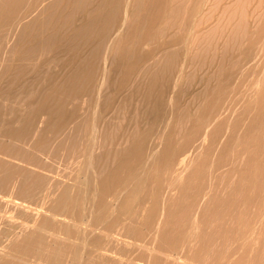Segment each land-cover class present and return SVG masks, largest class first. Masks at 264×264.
I'll return each instance as SVG.
<instances>
[{"label": "rangeland", "instance_id": "1", "mask_svg": "<svg viewBox=\"0 0 264 264\" xmlns=\"http://www.w3.org/2000/svg\"><path fill=\"white\" fill-rule=\"evenodd\" d=\"M125 1H128L126 2L127 6L126 4H124ZM152 1L153 0H136V1L134 0H92V1L91 0H62V1L61 0H29V1L28 0H4V1H0V41L1 42L3 41L2 45L0 44L1 45L0 46V129H1L0 130V142L3 143V144H0V160H1L0 162H3L2 165L0 163V167H1L0 173L2 171V167L4 166H7V167H4L3 170H7L8 168H9L8 171L10 169L12 170L11 174H13L12 175L13 177H10L9 179L11 182L8 180L9 182H7L5 185L8 186V184L10 183L8 188L6 189L13 190V192H16L17 186L18 187L20 186V183H21L20 175H22L21 173H23V171L24 173L31 172V175L34 172L35 176L41 175V173L44 175L49 174V176H51L52 178H55V181L50 180L49 178L47 179H49L50 181L47 179L45 181L43 179L45 183V185H43L44 183H41V185L43 186H41L40 184L33 185L35 187H33L31 191L32 196L31 195L29 196L31 198L35 196L33 197L35 198L33 203H32L33 198L31 199L28 197V199L31 200V201L30 200L28 201L26 197L25 198L24 196L20 197L19 194L17 195L16 193L15 198H18L20 200L23 199L24 201L26 199L28 202L27 201L25 202L30 203V204L32 203L31 205L32 207L33 205H36V206H38V204L41 205V200L44 198L42 201L43 202L42 207L43 209L47 207V209H44L46 214L43 213L42 215H39V217H35L29 211H27L28 212L27 213V212H24L25 210L24 211L17 210L13 212L14 214L12 213L14 217L10 219V222L8 221L9 219L7 220L6 218H5L6 222L4 221V219H2L4 223L0 221V225H1L0 226L1 227L0 237H2L0 238V251L2 252L0 253V261H1L0 264H7V263L8 264H52L50 262H46L45 259L42 260L41 257L40 258L38 257L41 251L39 250L40 248L37 245H31L29 247L30 249L25 250L23 246L26 243L23 241L25 240V238L27 239L29 237V234H31V232H37V231L43 230L41 231L42 234L44 235L45 233L46 235H48L46 232L48 230L45 227L43 228V226L40 224V221L42 222L45 219H49L48 216L50 215L49 214L50 211H56V209L59 210L62 204H65V207L68 205L69 212L71 213V215H73L74 218H78V219L80 217L82 219H89L90 218L88 217L90 214L89 210L93 209L92 211L90 210L92 213L90 222H92V224H96L98 225L99 228H102L104 230L106 229L107 231L112 232L113 234H116L117 232H119L117 234L119 235L122 234L123 236L125 235L126 238L121 237V239L122 238L123 240L125 239L124 241L127 240L128 243L127 244H122L120 242L112 243L113 241L112 242L109 241L110 242L109 243L106 238L100 235V233L94 234V236L90 235L91 237L89 235H87L86 237L84 236L85 239L82 236L83 235L82 233L81 234L78 233L79 235H77V237L75 238L72 237L71 239L67 238L68 240L64 238L65 236L60 235L59 237L56 238L55 240L56 242H58L59 244H60V241L64 242L63 244L66 246L74 245L78 249L71 250L72 251L71 253H69L70 249L65 250L64 252H60L59 254L60 261L56 264H81V263L82 264H89V263L90 264L91 263L92 264L93 263L94 264H101V263L102 264H109V263L110 264H121L122 262H123L122 264H131V263H134V264H178V263L179 264H226V263L227 264H264V249H262L264 247V244H263L264 243V238H263L264 237V218H263L264 216V211H263L264 209V203H263L264 201V125L262 124L264 123V72H261V70H263L264 68L263 67L264 66V47H263L264 46V0H206L207 2H205V0L204 1L203 0H183V1L182 0L181 1L171 0V2H169L170 0L169 1L168 0H160V1L154 0L153 2ZM156 1H157V5L160 3L158 6L156 5ZM164 1L167 3L169 2L170 6L174 4L171 7L168 6L170 7V9L166 7V11L169 12L168 14H166L167 12L164 11L165 10L164 8L166 5V3H163ZM193 1H195L194 2L195 5H193L194 4ZM199 1L201 4L198 5L199 4L198 3L197 5L199 7H197L196 2H199ZM202 3H205L206 5ZM152 4L153 6H151ZM77 5L79 6L77 7ZM201 6L204 8H202ZM197 8H199V10H197ZM124 9L126 10L127 13L125 12ZM144 11L146 12V14ZM191 11H192V14H191ZM123 12H125V15ZM153 12L155 15H153ZM195 14H197L198 16ZM162 19L164 21H162ZM192 19L194 22L191 21ZM122 20H123V24H122ZM190 22L193 24H191ZM18 23H20V25ZM147 24H149L148 28H147ZM156 24H158L159 27ZM189 25H191V27ZM169 26H171L172 28ZM17 28L19 29L17 30ZM15 30L17 32H15ZM115 32L119 33V37H116ZM122 32L123 34H121ZM2 34L5 35L6 38L3 37ZM107 35L109 37L108 40H107ZM114 35L116 37L115 39H113ZM152 35H153V38H152ZM1 37L3 39H1ZM87 37H90V38H87ZM193 37L195 38V41H191V40H194ZM112 39L114 41L113 44L115 42L116 44L112 45V43H109L110 41L112 42ZM118 40H120L121 43H118L119 42ZM43 43L46 46L45 45L42 46ZM99 44H101V48L102 47L104 48L105 46L104 51H106V53L102 51V54H101ZM47 46L50 48H48ZM106 46L109 47L108 49L109 51H107L108 47ZM41 47H44V49ZM117 47H119L120 49ZM115 48L117 49L115 50ZM29 49H32L33 52ZM165 49L167 52L169 50L168 54L165 51ZM34 50H35V53H34ZM117 50L119 52H116ZM162 50L163 52H161ZM96 51L99 53H97ZM110 51L112 52V54ZM122 51L123 52L126 51V53L124 54H126L128 58L124 56ZM107 52H109L108 53L109 57L107 55ZM165 52H166V55H165ZM117 53H119V56ZM170 53H171V57L169 56ZM116 55L118 58L116 57ZM79 61H83V62H79ZM88 62L90 65L88 64ZM125 62L127 65L125 64ZM71 63L73 64L71 65ZM183 63L185 64V67L182 66L184 65ZM110 64H113V65H110ZM91 65H94V66L91 67ZM142 66L144 67V71H143ZM148 66H150V68ZM77 67H78L77 69L78 71L76 70ZM141 67H142V70H141ZM88 70H89V75L91 74L92 75L89 77V80L86 81V83H83L81 82L80 77H82L84 80V78H86L85 76H87L88 74ZM71 71L76 72V74ZM79 71H80V74H78ZM180 71L182 73H180V75H177L179 74ZM138 73L140 74L139 78L137 76ZM260 73H263V74L260 75ZM142 75L146 78H144ZM259 76L260 77L262 76V80H263L262 83L260 81L261 78ZM101 77L102 78L104 77L103 80ZM257 78L259 79V81L257 80ZM182 79L183 81H181ZM178 80L181 82H179L177 85L176 81ZM100 81L101 82L103 81V82L100 83ZM76 82H78V84H76ZM153 82L155 83V85ZM254 82L256 86L253 85ZM29 85L30 87H28ZM173 85L174 87L176 85V88H174ZM100 86H102V88ZM56 87H57V90H56ZM255 87H258L260 90L258 88L255 89ZM58 88L61 90H59ZM252 88H254L257 95L252 94V93H255L253 92L254 90H250ZM40 89L44 90L45 92L42 90L40 91ZM158 89L162 90L163 92L158 91ZM74 90H79V92L76 91L75 93ZM98 91H100V93ZM63 92H64V94L62 95L63 97H61L60 95ZM149 92L153 96L148 95ZM257 92H259L260 97L258 96ZM50 93L51 94L55 93L54 95H57V96H54V95L51 96ZM144 93L146 96L144 95ZM37 94H40L41 96L40 100H39L40 96ZM250 94L253 95V98H252V95L249 96ZM47 95H50L51 97L50 98L48 96L49 97V99H47L48 101L46 100ZM172 95H177V96L175 97ZM89 96H91V98ZM149 97H150V100H148ZM159 97L162 98V100H159L160 99ZM36 98L38 99L36 100ZM83 98H85V100H88L86 102L89 103L90 105L86 103L84 104L85 100ZM52 99H53V102L51 101ZM142 99H146L148 103L152 99V101L149 103L150 106L147 105V102H145L146 100H142ZM172 99L176 100L177 102L176 101L174 102ZM242 99H244L245 102ZM95 100L97 101L95 102ZM32 101L34 102L32 103ZM44 102H45V105H44ZM261 102L262 104H260ZM36 103L37 105H35ZM170 103H172L171 107H170ZM174 103H176L175 104L176 108L173 105ZM61 105H63V107H61ZM96 105H99L100 108L99 106L96 107ZM246 105L247 107H245ZM42 106H44V109ZM254 106L256 107L255 109H254ZM39 107H42L41 109H39L40 112H42L43 110V113L41 114H46L47 116L45 117L46 119L45 121H41V120H44V118H42L44 117V115H42L41 117V114H39L40 113L38 111ZM50 107H55V108H53L52 110V108ZM87 107H91V108L87 109ZM29 108L34 110V111L32 110L33 113L29 112L31 111ZM58 108H59V112H58ZM62 108L64 110H62ZM144 108H146L148 111ZM241 108L243 110H241ZM51 110L52 112H50ZM80 110H83V111H80ZM254 110L256 112H254ZM44 111H46V113H44ZM56 111L58 113H56ZM156 111L158 112L160 111V112L158 113ZM233 111L236 113H234ZM238 111L240 112V114ZM162 112L164 114H162ZM87 114L89 115V117ZM95 114H97L96 118H95ZM250 114H251V117L249 116ZM254 115H257V118ZM33 116L35 117L33 118ZM39 116L42 119L39 118ZM91 116L92 117L94 116L93 118L95 119L93 120ZM98 116L101 119L97 118ZM168 116H171L173 118L172 120H170L171 124L170 122L169 123L166 122L168 121V118L169 119L171 118ZM52 117L53 119H51ZM84 117H85V120H84ZM77 118L79 120H77ZM186 118L187 120H190V121H186ZM156 119L159 120V122ZM174 119L176 121H174ZM29 120L32 122L31 126L28 124L30 122ZM39 120L42 123L39 122ZM162 120H163V124H162ZM177 120L179 124L181 125L180 127H179V124H177L178 123ZM86 121L88 122L87 126L85 125ZM152 121L158 122L156 123V126H155V122L153 124ZM35 122L39 123V125L37 123H36L37 126L34 125ZM175 122L177 125L175 124ZM180 122L181 123L184 122V124L185 123L186 124L183 125ZM47 123L51 125L52 127H54V130L51 126L49 127ZM229 123H230V126H229ZM32 124L36 128L35 130L37 134L35 133V131H33L34 128ZM79 125L81 127H83L84 125L85 126L83 128H80ZM89 125L91 126L92 129L90 128ZM167 125L169 126V129ZM1 126L3 127V129L1 128ZM30 127L33 128L31 131L34 133L32 132L29 133ZM86 127L87 128L89 127L88 128L89 130L86 129L88 131L84 129ZM96 127L98 128L100 127L99 129L102 128L101 130H104L103 132H101V134L103 133L102 134L103 136L99 135L101 130L99 131L98 128L96 130ZM111 127H112V130H111ZM156 127L160 129V132ZM166 127L168 130L166 129ZM178 127L182 129L181 134L179 133L180 129H178ZM208 127L210 128L209 131H208L209 129ZM21 128L26 129V132L25 130H23L24 131L23 133L25 134H22ZM151 128H152V131L149 130ZM154 128H156L157 130ZM77 129L79 131L82 129V131L81 132L77 131V134H76L75 130ZM83 129L85 130L87 134L83 131ZM147 129L149 130L150 133L148 132ZM245 129H247V131ZM38 130H39V133H38ZM44 130L46 132H44ZM95 130L99 132H96ZM137 130L138 132H132V131H137ZM143 130L146 133L145 134L146 136L148 133H149V136L150 134H153V133L155 134L154 132L155 130L158 131L156 132V134L157 133L158 134L157 135L153 134L154 136L152 135V137H155V136L157 137L159 135L162 139L161 142H160L159 136L158 138L156 137L151 138L153 140L155 139V141L149 140L148 136H147L148 138L147 139L146 136L143 135ZM226 130L228 131L227 135L225 133ZM92 131L93 133L96 132L97 134V136L95 134V137H94L96 139L95 141L97 142L98 137H99L101 142L99 140L97 143H95L93 142L94 140H91V137L89 135L93 134V133L91 134ZM57 132H59V134ZM130 132L133 136H131ZM172 132H176L174 133L175 135ZM177 132L180 134V137H179V134H177ZM40 133H41V136L39 135ZM62 133L65 136H62ZM204 133H206L207 136L206 135L203 136ZM33 134L34 135L36 134V137ZM160 134L161 135L163 134L166 137L164 138L163 135L161 136ZM165 134H168V135H165ZM176 134L178 135L177 139L175 137L177 136ZM27 135L28 136L31 135L32 137L29 136L27 138ZM58 135H59L58 137L59 139L56 138ZM134 135H136V137ZM141 135L143 136L141 137ZM224 135H225V138L223 140ZM19 136H23L20 139L22 140L23 138L24 142L21 143L20 140L19 142L16 140V139H19ZM88 136L90 138H88ZM14 137L16 139H14ZM37 137H39V139ZM41 137L45 140L43 141ZM68 137L69 139H65ZM84 137L85 139L89 140L88 143L90 145L87 143V140L85 139L83 140ZM144 137H145V140L146 139L148 140L147 142L144 141ZM171 138L173 140H171ZM156 139L159 141L157 142ZM236 139L237 141H239V143L235 141ZM30 140H32V142ZM60 140H63L64 142ZM199 140H202V141H199ZM150 141H152V143L149 145ZM220 141H222L221 145H219ZM59 142H61L62 145H60ZM16 143L19 147L16 146ZM44 143L45 145L43 146L42 144ZM93 143H95V145ZM158 143L159 144L161 143V146L163 148L162 147L159 148L160 145H158ZM49 144L53 151L50 149V147H48ZM87 144L89 145L88 148H87ZM91 144H93L94 147ZM110 144H113V145H110ZM125 144H128L129 146L128 145L124 146ZM131 144L132 145L135 144V145L132 147ZM168 144H171V145L169 146ZM13 145H15L16 147ZM41 145H42V149L43 147L45 148V146H47L46 147L47 149L45 148L42 150L40 147ZM217 145H219L218 146L219 148L217 147ZM11 146L15 149L11 150L13 149ZM90 146H92L93 150L90 148ZM98 146L100 148H98ZM8 147L11 148V149L9 148L11 153H8L9 152ZM57 147H58V150L60 149L58 153L56 149ZM143 147L145 150L143 149ZM17 148L19 149L21 148L20 149L21 153H20V150ZM34 148L36 149L33 150ZM152 148L155 151L156 150L158 151H156L155 153V151ZM87 149L89 150L91 149L92 152L94 151L93 152L94 154L91 153V150L90 151L88 150L90 155H86L87 152L85 153V150ZM146 149H149V151ZM3 150L6 151L7 154H9L7 155L5 153L7 156H9V158L4 153L2 155V152H4ZM159 150L161 151L159 152ZM47 151L49 152L50 156H48ZM147 151H148V154H147ZM215 151L216 153L214 155ZM16 152L18 154L20 153V156L17 155ZM69 152L70 153L73 152V153L69 154ZM36 153H37V157L35 156ZM39 153L41 155H39ZM53 153L54 154L56 153V154L54 155ZM129 153H132V154H129ZM145 153L147 155H145ZM25 154H27V156ZM73 154H74V158H72ZM171 154L173 156H171ZM69 155H71V159ZM76 155L79 157V159ZM14 156L15 158H13ZM17 156L19 160L22 158L21 156H23V158L25 159L23 160L22 158L21 159L22 161L20 160L19 162V160L16 158ZM116 156L117 158H115ZM146 156L150 157L152 160L150 158H148V160L145 159ZM26 157H28L27 160H26ZM49 157L50 158L52 157L53 159L52 158L50 159ZM88 157L91 159L89 161H91L94 164H91L90 162V165H89V161H87L89 159ZM95 157H97L98 160L102 159L101 163ZM33 158H36V159L39 158V161L41 163L36 162L38 161V159L37 160L35 159L36 160L35 161L33 160ZM54 158H55V161H54ZM68 158L70 161H68ZM77 159L81 160L80 161L81 163L85 162L83 164L89 165L90 167L86 168L83 164L81 165L80 162L77 161ZM149 159L151 161H149ZM95 160L96 162H93ZM145 160L147 162L149 161L150 163L148 162V165H147ZM154 160H155V163H154ZM97 161L99 162L98 163L99 165L97 164ZM141 161H143L147 166H145L144 163L141 164L142 163ZM179 161L181 163L182 161H186V162H184V165H183ZM33 162H36L34 163V165L38 163L40 165L42 164V166H39L38 164V166L40 167V170L39 168H36L38 166L36 167L34 165L32 166ZM46 162H48L49 165ZM167 162H168V168H167ZM243 163H244V166H243ZM104 164H105V168L103 167ZM139 164L140 166L143 165L145 167L143 166H141L140 168L137 167ZM76 165H80V166H76ZM97 165H98V168H95L94 166L97 167ZM67 166L69 169L67 168ZM32 167H35V168H32ZM44 167H47V168H44ZM142 168H144V171ZM43 169L49 172L47 171L43 172ZM87 169H89L90 171ZM92 169L94 170L92 171ZM100 169H102V171ZM137 169H140V170H137ZM86 170L87 172H89V174L85 172ZM127 170L129 171V173ZM134 170L135 171L137 170V173H135ZM98 171H100V174ZM2 172H4L2 173L4 175L0 174L1 178L2 176H5V171H2ZM90 172H93V173L91 174ZM94 172L96 173L95 176H93ZM103 172H104V175H101L103 174ZM109 172H110V176H109ZM16 174H17V177L15 176ZM133 174H136V175H133ZM66 175H69V176L65 178ZM96 175H98V177L101 175L102 177L101 178L99 177L100 178L99 179ZM87 176L89 177L91 176V179L89 177L87 178ZM130 176H132L133 178L131 177L130 179L129 178ZM14 177L15 179L11 180V178H14ZM108 177H109V180H108ZM212 179H214V181ZM61 180L63 184L62 186H61ZM172 180H174V183ZM18 181L20 183H18ZM51 181L54 184L53 183L49 184V182ZM138 181L140 182L138 183ZM13 182L17 183L18 185H15L14 183L15 187H13L14 185L11 186ZM229 182H231L232 184ZM108 184L110 185V188ZM158 184H160V186ZM50 185L53 187V189ZM57 186H59L60 189ZM10 187H12V189ZM41 187L42 189L43 188L45 189L41 190ZM94 187L96 191L95 189H93ZM134 187L136 188V190ZM68 188H70L69 189L70 191H68ZM36 190L39 193V195H37ZM51 190H56V191L52 192ZM121 191H124L123 192L124 194ZM33 192H34V195H33ZM41 192H43L45 196ZM93 192L95 193L97 192L96 193L97 195L92 196L93 194L95 195V193ZM136 192L138 193L136 194ZM141 192H142V195H141ZM35 193L37 196L35 195ZM120 193L123 195H121ZM114 194L116 195V197L119 195L117 198L118 200L120 199L118 203L116 202V206L110 205V200H111L110 197H112ZM131 196L133 198H131ZM49 197H50V200H49ZM37 201H39L40 203ZM213 201L215 204L213 203ZM106 202H108V204ZM74 203H76V206H74L75 205ZM90 205H93V206L91 207ZM83 206H86V207H83ZM84 208L85 210L83 212ZM198 209L199 211H197ZM142 210H144L145 213ZM113 211L115 213H113ZM210 212L213 213L214 215L211 214ZM135 213H136V216L139 215L138 220L137 218L134 219ZM195 213L197 214V216L195 215ZM160 216L162 218L161 220H160ZM132 217L134 220L132 219ZM258 217H259V220H258ZM13 218L16 222L12 220ZM24 219L29 221L30 223L35 221V226L33 227L32 225H30V229H27L28 231L24 229L21 230L20 224L22 223V221H25ZM37 219H38V222H37ZM254 220H256L257 222L256 221L254 222ZM158 221H160V223ZM125 222L126 224H124ZM260 222L261 224H259ZM129 223L130 225H132V228L130 227ZM157 223L159 226L157 225ZM192 223H193V226H191ZM9 224L12 225V227ZM230 224L232 225L230 226ZM133 225L136 227H134ZM255 225H258V228ZM187 226L191 227V228L189 227L190 228L189 231H188L189 228ZM209 227L211 228L209 229ZM19 228L20 230H18ZM123 228L126 230H124ZM129 230L131 232L128 235ZM14 231H15V235H13ZM24 231H26V233H24L25 235L21 234ZM255 231H256V234H255ZM190 235H192L191 236L192 238L190 237L191 240L189 238ZM119 237L120 236H118V239H120ZM256 237H257V242H256ZM59 238H61L63 241ZM86 238L87 239L89 238V240H87ZM45 241H47L48 244L53 245L52 241H48V240H45ZM254 242L257 244L254 245L255 244ZM111 243L113 245H111ZM226 243L228 244L227 247H226ZM235 243L237 244V246H235L236 245ZM14 244L22 245V248L21 247L17 248L16 245ZM80 245L82 247H79ZM192 245L196 247H193ZM232 245H234L235 247ZM107 246H109L111 249L110 248L108 249ZM114 247L117 250H115ZM99 248H100V252L104 253V254H100V256L98 253ZM107 249L110 250V253L115 251L114 254L113 255L112 253L110 254ZM148 249L150 252L148 251ZM225 249L226 250L228 249V251L230 250V252L228 251L226 252ZM102 250L104 252H102ZM105 250L109 254L108 253L106 254ZM209 250H211L212 253ZM77 251L79 252L78 254H76L77 255L76 256L75 253H77ZM80 251H82L81 252L82 254H80ZM250 252H251V255H250ZM161 253L163 254V256L161 255ZM78 255H81L80 256L81 258H79ZM101 256H102V259H101ZM103 256L105 258H103ZM120 257L123 259H121ZM247 257L249 258L247 259ZM79 259H82L84 263ZM91 259L93 262L92 261L90 262ZM223 259H224V262L222 261ZM174 261L177 263H175Z\"/></svg>", "mask_w": 264, "mask_h": 264}, {"label": "bare ground", "instance_id": "2", "mask_svg": "<svg viewBox=\"0 0 264 264\" xmlns=\"http://www.w3.org/2000/svg\"><path fill=\"white\" fill-rule=\"evenodd\" d=\"M0 1H4V0H0ZM28 1H29V0H28ZM61 1H62V0H61ZM91 1H92V0H91ZM134 1H136V0H134ZM153 1H154V0H153ZM153 1H152V2H153ZM159 1H160V0H159ZM159 1H158V2H159ZM168 1H169V0H168ZM175 1H177V0H175ZM180 1H181V0H180ZM182 1H183V0H182ZM203 1H204V0H203ZM96 2H97V1H96ZM126 2H128V1H125L124 4H126V6H127V3H126ZM130 2H132V1H130ZM130 2H129V3H130ZM139 2H140V1H139ZM152 2H151V3H152ZM169 2H171V0H170ZM169 2H168V3L165 2V1L163 2V3H166L165 8H164V9H165V10H164L165 12H167V11H166V7L170 9V7H171L172 5H174V4H172V5L170 6V5H169V4H170ZM178 2H179V1H178ZM178 2H176V3H178ZM194 2H195V1H193V3H194ZM205 2H207V1L205 0ZM83 3H84V2H83ZM144 3H145V2H144ZM176 3H175V4H176ZM198 3H199V4H198ZM36 4H37V3H36ZM84 4H85V3H84ZM134 4H135V3H134ZM159 4H160V3H159ZM159 4H158V5H159ZM197 4L200 5V4H201L200 1H199V2H196V6L199 7ZM202 4H205V3H202ZM53 5H54V4H53ZM131 5H132V4H131ZM146 5H147V3H146ZM156 5H157V1H156ZM158 5H157V6H158ZM193 5H195V3H194ZM205 5H206V4H205ZM78 6H79V5H77V7H78ZM126 6H124V7H126ZM151 6H153V4H152ZM160 6H161V5H160ZM163 6H164V4H163ZM168 6H170V7H168ZM46 7H47V6H46ZM50 7H51V6H50ZM101 7H102V6H101ZM101 7H100V8H101ZM201 7H202V6H201ZM136 8H137V7H136ZM186 8H187V7H186ZM202 8H204V7H202ZM129 9H130V8H129ZM132 9H133V8H132ZM124 10H125V9H124ZM149 10H150V9H149ZM197 10H199V8H197ZM14 11H15V10H14ZM145 11H146V10H145ZM145 11H144V12H145ZM150 11H151V10H150ZM161 11H162V10H161ZM175 11H176V10H175ZM192 11H193V10H192ZM192 11H191V14H192ZM125 12H126V10H125ZM125 12H123L124 15H125ZM144 12H143V14H144ZM195 12H196V11H195ZM25 13H26V12H25ZM121 13H122V12H121ZM126 13H127V12H126ZM163 13H164V12H163ZM168 13H169V12H167L166 14H168ZM193 13H194V12H193ZM129 14H130V12H129ZM145 14H146V12H145ZM161 14H162V13H161ZM164 14H165V13H164ZM104 15H105V14H104ZM132 15H134V14H132ZM140 15H141V14H140ZM140 15H139V16H140ZM153 15H155L154 12H153ZM195 15H197V14H195ZM195 15H194V16H195ZM126 16H127V15H126ZM165 16H166V15H165ZM165 16H163V17H165ZM190 16H191V15H190ZM194 16H193V17H194ZM197 16H198V15H197ZM27 17H28V16H27ZM88 17H89V16H88ZM195 17H196V16H195ZM6 18H7V17H6ZM29 18H31V17H29ZM29 18H28V19H29ZM138 18H139V17H138ZM45 19H46V18H45ZM45 19H44V20H45ZM117 19H118V18H117ZM163 19H164V18H163ZM163 19H162V21H164ZM31 20H32V19H31ZM132 20H133V19H132ZM152 20H153V19H152ZM154 20H155V19H154ZM194 20H195V19H194ZM85 21H86V20H85ZM162 21H161V22H162ZM188 21H189V20H188ZM191 21H193V19H192ZM139 22H140V21H139ZM145 22H146V21H145ZM145 22H144V23H145ZM153 22H154V21H153ZM193 22H194V21H193ZM46 23H48V22H46ZM85 23H86V22H85ZM190 23H191V22H190ZM18 24L20 25V23H18ZM122 24H123V20H122ZM188 24H189V23H188ZM191 24H193V23H191ZM15 25H16V24H15ZM133 25H134V24H133ZM148 25H149V24H147V28H148ZM156 25H158V24H156ZM3 26H4V25H3ZM120 26H121V25H120ZM145 26H146V25H145ZM145 26H144V27H145ZM189 26L191 27V25H189ZM99 27H100V26H99ZM158 27H159V25H158ZM169 27H171V26H169ZM6 28H7V27H6ZM10 28H11V27H10ZM13 28H14V26H13ZM45 28H46V27H45ZM100 28H101V27H100ZM137 28H138V27H137ZM140 28H142V27H140ZM149 28H150V27H149ZM171 28H172V27H171ZM18 29H19V28H17V30H18ZM23 29H24V28H23ZM135 29H136V28H135ZM3 30H4V28H3ZM9 30H10V29H9ZM188 30H189V29H188ZM101 31H103V30H101ZM101 31H100V32H101ZM135 31H136V30H135ZM15 32H17V31L15 30ZM19 32H20V30H19ZM105 32H106V31H105ZM105 32H104V33H105ZM52 33H53V32H52ZM86 33H87V32H86ZM115 33H116V37H119V33H118V32H115ZM5 34H6V33H5ZM43 34H44V33H43ZM107 34H108V33H107ZM117 34H118V36H117ZM121 34H123V32H122ZM143 34H144V33H143ZM156 34H157V33H156ZM2 35H3V34H2ZM78 35H79V33H78ZM108 35H109V34H108ZM108 35H107V40H108V38H109ZM126 35H127V34H126ZM138 35H139V34H138ZM161 35H162V34H161ZM159 36H160V34H159ZM197 36H198V35H197ZM3 37L6 38L5 35H3ZM7 37H8V36H7ZM84 37H85V36H84ZM91 37H92V36H91ZM105 37H106V35H105ZM116 37H115V35H114V38H113V39H115ZM137 37H138V36H137ZM156 37H157V36H156ZM194 37H195V36H194ZM194 37H193V38H194ZM9 38H10V37H9ZM43 38H44V37H43ZM87 38H90V37H87ZM103 38H104V37H103ZM111 38H112V37H111ZM120 38H121V37H120ZM120 38H119V39H120ZM140 38H141V37H140ZM152 38H153V35H152ZM195 38H196V37H195ZM195 38H194V40H191V41H195ZM197 38H198V37H197ZM1 39H3V38L1 37ZM17 39H18V38H17ZM113 39H112V42L110 41L111 39L109 40L110 42L108 41L109 43H112V45L116 44V42L113 44V42H114ZM126 39H127V38H126ZM54 40H55V39H54ZM54 40H53V41H54ZM93 40H94V39H93ZM93 40H92V41H93ZM95 40H96V39H95ZM152 40H153V39H152ZM4 41H5V39H4ZM48 41H49V40H48ZM101 41H102V39H101ZM104 41H105V40H104ZM118 41H119L118 43H121L120 40H118ZM149 41H150V40H149ZM0 42H1V41H0ZM2 42H3V41H2ZM2 42L0 43L1 45H2ZM71 42H72V41H71ZM87 42H88V41H87ZM124 42H125V41H124ZM135 42H136V41H135ZM4 43H5V42H4ZM45 43H46V42H45ZM99 43H100V42H99ZM149 43H150V42H149ZM189 43H190V42H189ZM195 43H196V42H195ZM47 44H48V43H47ZM103 44H104V43H103ZM107 44H108V43H107ZM147 44H148V43H147ZM1 45H0V46H1ZM44 45H45V44L43 43L42 46H44ZM82 45H83V44H82ZM110 45H111V44H110ZM112 45H111V46H112ZM119 45H120V44H119ZM45 46H46V45H45ZM53 46H54V45H53ZM99 46H100V47H99ZM99 46H98V47L100 48V52H101V54H102V51L105 50V46L102 45V46H104V48H103V47L101 48V44H99ZM108 46H109V45H108ZM108 46H106V47H108ZM144 46H145V45H144ZM47 47H48V46H47ZM98 47H97V48H98ZM109 47H110V46H109ZM109 47L107 48V51H109V50H108ZM263 47H264V46H263ZM7 48H8V47H7ZM41 48L44 49V47H41ZM48 48H50V47H48ZM117 48H119V47H117ZM117 48H115V50H116ZM130 48H131V47H130ZM93 49H94V48H93ZM93 49H92V50H93ZM101 49H102V50H101ZM119 49H120V48H119ZM119 49H118V50H119ZM121 49H122V48H121ZM156 49H157V47H156ZM8 50H9V49H8ZM29 50L32 51V49H29ZM37 50H38V49H37ZM94 50H95V49H94ZM118 50H117L116 52H119ZM41 51H42V50H41ZM113 51H114V50H113ZM131 51H132V49H131ZM165 51H166V49H165ZM25 52H26V51H25ZM32 52H33V51H32ZM96 52H97V51H96ZM104 52L106 53V51H104ZM104 52H103V53H104ZM110 52H111V51H110ZM116 52H115V53H116ZM122 52H123V51H122ZM154 52H155V51H154ZM161 52H163V50H162ZM166 52H167V51H166ZM166 52H165V55H166ZM168 52H169V50H168ZM168 52H167V54H168ZM254 52H255V51H254ZM34 53H35V50H34ZM68 53H69V52H68ZM97 53H99V52H97ZM108 53H109V52H107V55H108ZM124 53H126V51L123 52V54H124ZM101 54H100V55H101ZM111 54H112V52H111ZM111 54H110V55H111ZM117 54H118V56H119V53H117ZM121 54H122V53H121ZM123 54H122V55H123ZM129 54H130V53H129ZM133 54H134V53H133ZM158 54H159V53H158ZM162 54H164V53H162ZM10 55H11V54H10ZM112 56H113V55H112ZM124 56H126V54H124ZM157 56H158V55H157ZM169 56L171 57V53H170ZM174 56H175V55H174ZM31 57H32V55H31ZM108 57H109V55H108ZM116 57H117V55H116ZM126 57H127V56H126ZM86 58H87V57H86ZM88 58H89V57H88ZM95 58H96V56H95ZM102 58H103V57H102ZM117 58H118V57H117ZM127 58H128V57H127ZM152 58H153V57H152ZM156 58H157V57H156ZM166 58H167V57H166ZM172 58H173V57H172ZM9 59H10V58H9ZM25 59H26V58H25ZM29 59H30V58H29ZM134 59H135V58H134ZM3 60H4V59H3ZM26 60H27V59H26ZM171 60H173V59H171ZM134 61H135V60H134ZM137 61H138V60H137ZM156 61H157V60H156ZM71 62H72V61H71ZM79 62H83V61H79ZM85 62H86V61H85ZM96 62H97V61H96ZM126 62H127V61H126ZM126 62H125V64H126ZM138 62H139V61H138ZM172 62H173V61H172ZM68 63H69V62H68ZM144 63H145V62H144ZM160 63H161V62H160ZM1 64H2V63H1ZM72 64H73V63H71V65H72ZM88 64H89V62H88ZM88 64H87V65H88ZM135 64H136V63H135ZM139 64H140V63H139ZM168 64H169V63H168ZM173 64H174V63H173ZM183 64H184V63H183ZM76 65H77V63H76ZM78 65H79V64H78ZM81 65H82V64H81ZM87 65H86V67H87ZM89 65H90V64H89ZM94 65H95V64H94ZM94 65H91V67L94 66ZM96 65H97V64H96ZM110 65H113V64H110ZM126 65H127V64H126ZM154 65H155V64H154ZM176 65H177V64H176ZM181 65H182V64H181ZM4 66H5V65H4ZM4 66H3V67H4ZM68 66H69V65H68ZM97 66H98V65H97ZM114 66H115V65H114ZM124 66H125V65H124ZM174 66H175V65H174ZM179 66H180V65H179ZM182 66L185 67V64L182 65ZM239 66H240V64H239ZM19 67H20V66H19ZM86 67H85V69H86ZM121 67H122V66H121ZM142 67H143V66H142ZM142 67H141V70H142ZM148 67L150 68V66H148ZM263 67H264V66H263ZM14 68H15V67H14ZM68 68H69V67H68ZM73 68H74V67H73ZM241 68H242V67H241ZM5 69H6V68H5ZM5 69H4V70H5ZM8 69H9V68H8ZM65 69H66V68H65ZM77 69H78V67L76 68V70H77ZM101 69H102V68H101ZM145 69H146V68H145ZM171 69H172V68H171ZM6 70H7V69H6ZM6 70H5V71H6ZM20 70H21V69H20ZM20 70H19V72H20ZM22 70H23V69H22ZM72 70H73V69H72ZM126 70H127V69H126ZM139 70H140V69H139ZM141 70H140V71H141ZM147 70H148V69H147ZM147 70H146V72H147ZM178 70H180V69H178ZM241 70H242V69H241ZM73 71H74V70H73ZM73 71H71V72H73ZM77 71H78V70H77ZM80 71H82V70H80ZM80 71L78 72V74H80ZM143 71H144V67H143ZM143 71H142V73H143ZM181 71H182V70H181ZM181 71H180L179 74H177V75H180V73H182ZM239 71H240V70H239ZM22 72H23V71H22ZM126 72H128V71H126ZM146 72H145V73H146ZM154 72H156V71H154ZM174 72H175V71H174ZM236 72H237V71H236ZM261 72H264V68H263V70H261ZM73 73L76 74V72H73ZM105 73H107V72H105ZM110 73H111V72H110ZM113 73H114V72H113ZM113 73H112V74H113ZM163 73H164V72H163ZM177 73H178V72H177ZM90 74H91V73H90ZM120 74H121V73H120ZM128 74H129V73H128ZM128 74H127V75H128ZM146 74H147V73H146ZM149 74H150V73H149ZM164 74H165V73H164ZM261 74H263V73H260V75H261ZM91 75H92V74H91ZM91 75H89V70H88V74H87V76H85L86 78H84V80H83L82 77H80L81 82L86 83V81L89 80V77H90ZM131 75H132V74H131ZM139 75H140V74L138 73V75H137L138 78H139ZM153 75H154V74H153ZM183 75H184V74H183ZM235 75H236V74H235ZM68 76H69V75H68ZM80 76H82V75H80ZM135 76H136V75H135ZM142 76H143V75H142ZM147 76H148V75H147ZM151 76H152V74H151ZM159 76H160V74H159ZM185 76H186V75H185ZM262 76H263V75H262ZM262 76H261V77L259 76V77L261 78V80H260L261 83H262V81H263V80H262ZM143 77H144V76H143ZM178 77H179V76H178ZM178 77H176V78H178ZM181 77H182V76H181ZM181 77H180V78H181ZM65 78H66V77H65ZM72 78H73V77H72ZM76 78H77V77H76ZM101 78H102V77H101ZM103 78H104V77H103ZM103 78H102V80H103ZM107 78H108V77H107ZM122 78H123V76H122ZM144 78H146V77H144ZM183 78H184V77H183ZM73 79H74V78H73ZM142 79H143V78H142ZM152 79H153V78H152ZM82 80H83V81H82ZM113 80H114V79H113ZM186 80H187V79H186ZM257 80L259 81L258 78H257ZM65 81H66V80H65ZM70 81H71V80H70ZM70 81H69V82H70ZM121 81H122V79H121ZM137 81H138V79H137ZM137 81H136V82H137ZM142 81H143V80H142ZM181 81H183V79H182ZM181 81H179V80L176 81L177 85H178V83L181 82ZM258 81H257V82H258ZM63 82H64V81H63ZM69 82H68V84H69ZM102 82H103V81H102ZM102 82L100 81V83H102ZM160 82H161V81H160ZM255 82H256V81H255ZM255 82H254V84H253L254 86H256V85H255ZM31 83H32V82H31ZM45 83H46V82H45ZM88 83H89V82H88ZM105 83H106V82H105ZM108 83H109V82H108ZM131 83H132V82H131ZM146 83H147V82H146ZM153 83H154V82H153ZM167 83H168V82H167ZM258 83H259V82H258ZM34 84H35V83H34ZM71 84H72V82H71ZM76 84H78V82H76ZM89 84H90V83H89ZM134 84H135V83H134ZM141 84H142V83H141ZM42 85H43V84H42ZM52 85H53V84H52ZM61 85H62V84H61ZM63 85H64V84H63ZM82 85H83V84H82ZM95 85H96V84H95ZM101 85H102V84H101ZM106 85H107V84H106ZM143 85H144V84H143ZM148 85H149V84H148ZM154 85H155V83H154ZM253 85H252V87H253ZM33 86H34V85H33ZM44 86H45V85H44ZM140 86H141V85H140ZM179 86H180V85H179ZM197 86H199V85H197ZM257 86H258V85H257ZM28 87H30V85H29ZM31 87H32V85H31ZM41 87H42V86H41ZM54 87H55V86H54ZM69 87H70V86H69ZM94 87H95V86H94ZM100 87L102 88V86H100ZM137 87H138V86H137ZM148 87H149V86H148ZM150 87H151V86H150ZM173 87H174V85H173ZM177 87H178V86H177ZM205 87H206V86H205ZM80 88H81V87H80ZM98 88H99V87H98ZM174 88H176V85H175ZM257 88H258V87H255V89H257ZM38 89H39V88H38ZM44 89H45V87H44ZM46 89H47V88H46ZM53 89H54V88H53ZM58 89H59V88H58ZM67 89H68V88H67ZM67 89H65V90H67ZM73 89H74V87H73ZM81 89H82V88H81ZM85 89H86V87H85ZM107 89H108V88H107ZM134 89H135V88H134ZM146 89H147V88H146ZM172 89H173V88H172ZM258 89H259V88H258ZM41 90H42V89H40V91H41ZM56 90H57V87H56ZM59 90H61V89H59ZM59 90H58V91H59ZM88 90H89V89H88ZM92 90H93V89H92ZM98 90H99V89H98ZM136 90H137V89H136ZM138 90H139V89H138ZM143 90H144V89H143ZM250 90H254V88H252V89H250ZM259 90H260V89H259ZM42 91H44V90H42ZM76 91L79 92V90H74L75 93H76ZM146 91H147V90H146ZM148 91H149V90H148ZM158 91H162V90H159V89H158ZM174 91H175V89H174ZM174 91H172V92H174ZM44 92H45V91H44ZM44 92H43V93H44ZM55 92H56V91H55ZM70 92H72V91H70ZM74 92H73V93H74ZM84 92H85V91H84ZM98 92L100 93V91H98ZM136 92H137V91H136ZM136 92H135V93H136ZM141 92H142V91H141ZM162 92H163V91H162ZM177 92H178V90H177ZM247 92H248V91H247ZM250 92H251V91H250ZM253 92H255V90H254ZM34 93H35V92H34ZM43 93H42V94H43ZM46 93H47V92H46ZM75 93H74V94H75ZM159 93H160V92H159ZM257 93H258V96H259V92H257ZM40 94H41V93H40ZM40 94H37V95L40 96ZM54 94H55V93H53V94L50 93L51 96L54 95ZM63 94H64V92L61 93L60 96L63 97V96H62ZM103 94H104V93H103ZM142 94H143V93H142ZM247 94H248V93H247ZM252 94H256V92H255V93H252ZM252 94H250L249 96H251ZM50 95H47L46 100L49 99ZM82 95H83V94H82ZM86 95H87V94H86ZM91 95H92V94H91ZM110 95H111V94H110ZM144 95H145V93H144ZM148 95H152V94H150V92H149ZM256 95H257V94H256ZM256 95H255V96H256ZM29 96H30V95H29ZM48 96H49V97H48ZM54 96H57V95H54ZM69 96H70V95H69ZM74 96H75V95H74ZM145 96H146V95H145ZM152 96H153V95H152ZM154 96H155V94H154ZM167 96H168V95H167ZM172 96H175V97H176L177 95H172ZM61 97H60V98H61ZM71 97H72V96H71ZM89 97L91 98V96H89ZM99 97H100V96H99ZM99 97H98V98H99ZM170 97H171V96H170ZM170 97H169V98H170ZM181 97H182V96H181ZM259 97H260V96H259ZM26 98H28V97H26ZM50 98H51V97H50ZM52 98H53V97H52ZM60 98H59V99H60ZM65 98H66V97H65ZM73 98H74V97H73ZM85 98H86V97H85ZM85 98H83V99L85 100ZM93 98H94V97H93ZM140 98H142V97H140ZM145 98H146V97H145ZM159 98H160V97H159ZM159 98H158V99H159ZM172 98H173V97H172ZM237 98H239V97H237ZM244 98H245V96H244ZM252 98H253V95H252ZM8 99H9V98H8ZM37 99H38V98H36V100H37ZM40 99H41V96L39 97V100H40ZM59 99H58V100H59ZM88 99H89V98H88ZM95 99H96V98H95ZM138 99H139V98H138ZM156 99H157V98H156ZM176 99H177V98H176ZM254 99H255V98H254ZM24 100H25V99H24ZM28 100H29V99H28ZM28 100H27V101H28ZM75 100H76V99H75ZM100 100H101V99H100ZM142 100H146V99H142ZM148 100H150V97L148 98ZM159 100H162V98H160ZM169 100H170V99H169ZM172 100H173V99H172ZM180 100H181V98H180ZM242 100L244 101V99H242ZM248 100H249V99H248ZM252 100H253V99H252ZM47 101H48V100H47ZM51 101L53 102V99H52ZM51 101H50V102H51ZM65 101H66V99H65ZM86 101H88V100H85V102L83 101L84 104L86 103V104L90 105V104L87 103ZM90 101H91V99H90ZM93 101H94V100H93ZM96 101H97V100H95V102H96ZM98 101H99V100H98ZM105 101H106V100H105ZM151 101H152V99H151ZM151 101H150V102H151ZM155 101H156V100H155ZM173 101L175 102L176 100H173ZM240 101H241V100H240ZM253 101H254V100H253ZM33 102H34V101H32V103H33ZM37 102H38V101H37ZM42 102H43V101H42ZM56 102H57V101H56ZM56 102H55V103H56ZM58 102H59V101H58ZM71 102H72V101H71ZM83 102H82V103H83ZM138 102H139V101H138ZM145 102H147V100H146ZM150 102H149V103H150ZM164 102H165V101H164ZM168 102H169V101H168ZM170 102H171V101H170ZM176 102H177V101H176ZM244 102H245V101H244ZM254 102H255V101H254ZM262 102H263V101H262ZM262 102H261L260 104H262ZM64 103H65V102H64ZM90 103H91V102H90ZM141 103H143V102H141ZM149 103L147 102V105H149ZM166 103H167V102H166ZM246 103H248V102H246ZM255 103H256V102H255ZM29 104H30V103H29ZM97 104H98V103H97ZM156 104H157V103H156ZM168 104H169V103H168ZM175 104H176V103H174L173 105H174V107L176 108ZM249 104H250V103H249ZM30 105H31V104H30ZM35 105H37V103H36ZM44 105H45V102H44ZM46 105H47V104H46ZM48 105H49V104H48ZM73 105H74V103H73ZM94 105H95V104H94ZM147 105H146V106H147ZM162 105H163V104H162ZM198 105H199V104H198ZM231 105H232V104H231ZM239 105H240V104H239ZM244 105H245V103H244ZM31 106H32V105H31ZM53 106H54V105H53ZM56 106H58V105H56ZM56 106H55V107H56ZM82 106H83V105H82ZM98 106H99V105H96V107H98ZM104 106H105V105H104ZM149 106H150V105H149ZM154 106H155V105H154ZM171 106H172V103H170V107H171ZM229 106H230V105H229ZM255 106H256V104H255ZM255 106H254V109L256 108ZM258 106H259V105H258ZM24 107H25V106H24ZM28 107H30V106H28ZM42 107H43V109H44V106H42ZM42 107H39V108H38V111H39V112H40L39 109H41ZM55 107H50V108H52V110H53V108H55ZM61 107H63V105H61ZM84 107H85V105H84ZM94 107H95V106H94ZM139 107H140V105H139ZM139 107H138V108H139ZM141 107H142V106H141ZM152 107H153V106H152ZM238 107H239V106H238ZM238 107H237V108H238ZM243 107H244V106H243ZM243 107H242V108H243ZM245 107H247V105H246ZM249 107H250V106H249ZM32 108H33V107H32ZM35 108H36V106H35ZM59 108H60V107H59ZM59 108H58V112H59ZM88 108H91V107H87V109H88ZM99 108H100V106H99ZM155 108H156V107H155ZM175 108H174V109H175ZM242 108H241V110L244 109V108H243V109H242ZM250 108H251V107H250ZM29 109L31 110V111H29V112H32L33 109H31V108H29ZM87 109H86V111H87ZM93 109H94V108H93ZM96 109H97V108H96ZM96 109H95V110H96ZM135 109H136V108H135ZM144 109H146V108H144ZM161 109H162V108H161ZM46 110H47V109H46ZM49 110H50V109H49ZM52 110H51L50 112H52ZM62 110H64V109L62 108ZM75 110H76V109H75ZM119 110H120V109H119ZM139 110H140V109H139ZM146 110H147V109H146ZM151 110H152V109H151ZM157 110H158V109H157ZM159 110H160V109H159ZM168 110H169V109H168ZM33 111H34V110H33ZM80 111H83V110H80ZM88 111H89V110H88ZM96 111H97V110H96ZM98 111H99V109H98ZM133 111H134V110H133ZM143 111H144V110H143ZM147 111H148V110H147ZM160 111H161V110H160ZM160 111H159V112H160ZM174 111H175V110H174ZM226 111H228V110H226ZM234 111H235V110H234ZM234 111H233V112H234ZM252 111H253V110H252ZM252 111H251V112H252ZM58 112L56 111V113H58ZM84 112H85V111H84ZM92 112H93V111H92ZM137 112H138V111H137ZM150 112H151V111H150ZM156 112H158V111H156ZM159 112H158V113H159ZM238 112H239V111H238ZM254 112H256V111L254 110ZM32 113H33V112H32ZM32 113H31V114H32ZM36 113H37V111H36ZM41 113H43V110H42V112H40L39 114H41ZM44 113H46V111H44ZM87 113H88V112H87ZM158 113H157V114H158ZM210 113H211V112H210ZM219 113H221V112H219ZM230 113H231V112H230ZM234 113H236V112H234ZM31 114H30V116H31ZM39 114H38V115H39ZM49 114H50V113H49ZM61 114H62V113H61ZM88 114H89V113H88ZM88 114H87V115H88ZM92 114H94V113H92ZM92 114H91V115H92ZM160 114H161V113H160ZM160 114H159V115H160ZM162 114H164V113L162 112ZM166 114H167V113H166ZM239 114H240V112H239ZM38 115H37V116H38ZM42 115H44V117H42ZM53 115H54V113H53ZM55 115H56V114H55ZM62 115H63V114H62ZM62 115H61V116H62ZM70 115H71V114H70ZM96 115H97V114H95V118H96ZM151 115H152V113H151ZM154 115H155V114H154ZM154 115H153V116H154ZM210 115H211V114H210ZM224 115H225V114H224ZM234 115H235V114H234ZM234 115H232V116H234ZM99 116H100V115H99ZM99 116H98L97 118H99ZM160 116H161V115H160ZM162 116H163V115H162ZM164 116H165V115H164ZM171 116H172V115H171ZM171 116H168V117H171ZM188 116H189V115H188ZM249 116L251 117V114H250ZM254 116H256V118H257V115H254ZM34 117H35V116H33V118H34ZM41 117L44 118V120H41V119H42ZM41 117L39 116V118H41L40 120H41V121H45V120H46L45 117H47V116H46V114H41ZM86 117H87V116H86ZM88 117H89V115H88ZM93 117H94V116H93ZM93 117L91 116V118H93ZM172 117H173V116H172ZM172 117H171L170 119L168 118V121H166V122H168V123L170 122V124H171V121H170V120L173 119ZM219 117H220V115H219ZM226 117H227V116H226ZM228 117H229V116H228ZM31 118H32V117H31ZM33 118H32V119H33ZM54 118H55V117H54ZM58 118H60V117H58ZM62 118H63V117H62ZM65 118H66V117H65ZM72 118H73V117H72ZM81 118H82V117H81ZM95 118H93V120H94ZM156 118H157V117H156ZM183 118H184V117H183ZM230 118H232V117H230ZM230 118H229V119H230ZM32 119H31V121H32ZM51 119H53V117H52ZM79 119H80V117H79ZM79 119L77 118V120H79ZM99 119H101V118H99ZM132 119H133V118H132ZM148 119H150V118H148ZM153 119H154V118H153ZM165 119H166V118H165ZM180 119H181V118H180ZM219 119H220V118H219ZM219 119H218V120H219ZM234 119H235V118H234ZM248 119H249V117H248ZM27 120H28V119H27ZM40 120H39V122H41ZM55 120H56V119H55ZM74 120H75V119H74ZM84 120H85V117H84ZM154 120H155V119H154ZM156 120H157V119H156ZM178 120H179V119H178ZM178 120H177V122H178ZM182 120H184V119H182ZM182 120H181V121H182ZM230 120H231V119H230ZM258 120H259V119H258ZM29 121H30V120H29ZM31 121L28 123L30 126H31V123H32ZM53 121H54V120H53ZM87 121H88V120H87ZM87 121L85 122V123H86V124H85L86 126H87V123H88ZM91 121H92V120H91ZM96 121H97V120H96ZM146 121H147V120H146ZM157 121L159 122V120H157ZM174 121H176V120L174 119ZM179 121H180V120H179ZM186 121H190V120H187V118H186ZM186 121H185V122H186ZM205 121H206V120H205ZM246 121H247V120H246ZM26 122H27V121H26ZM33 122H34V121H33ZM83 122H84V121H83ZM152 122H153V124H154L155 121H152ZM158 122H155V126H156V123H158ZM208 122H209V121H208ZM213 122H214V121H213ZM228 122H229V121H228ZM231 122H232V121H231ZM247 122H248V121H247ZM247 122H246V123H247ZM17 123H18V122H17ZM36 123H37V122H35L34 125H36ZM41 123H42V122H41ZM43 123H44V122H43ZM149 123H150V122H149ZM180 123H181V122H180ZM188 123H189V122H188ZM199 123H200V122H199ZM24 124H25V122H24ZM28 124H27V125H28ZM37 124L39 125V123H37ZM47 124H48V123H47ZM51 124H52V123H51ZM53 124H55V123H53ZM72 124H73V123H72ZM77 124H78V123H77ZM82 124H83V123H82ZM93 124H94V122H93ZM115 124H116V123H115ZM151 124H152V123H151ZM162 124H163V120H162ZM165 124H166V123H165ZM170 124H168V125H170ZM175 124H176V122H175ZM177 124H179V122H178ZM177 124H176V125H177ZM181 124L185 125L186 123L184 124V122H182ZM192 124H194V123H192ZM232 124H233V123H232ZM234 124H235V123H234ZM262 124L264 125V123H262ZM17 125H18V124H17ZM32 125H33V124H32ZM34 125H33V128H34L33 131H35V133H36V130H35L36 128L34 127ZM40 125H41V124H40ZM43 125H44V124H43ZM48 125H49V124H48ZM62 125H63V124H62ZM62 125H61V126H62ZM85 125H84V126H85ZM112 125H113V124H112ZM157 125H158V124H157ZM159 125H160V124H159ZM168 125H167V127H168V129H169V126H168ZM227 125H228V124H227ZM6 126H7V125H6ZM13 126H14V125H13ZM23 126H24V125H23ZM36 126H37V125H36ZM50 126H51V125H49V127H50ZM63 126H64V125H63ZM71 126H72V125H71ZM77 126H78V125H77ZM79 126H80V125H79ZM84 126H83V127H84ZM89 126H90V125H89ZM94 126H95V125H94ZM162 126H164V125H162ZM180 126H181V125L179 124V127H180ZM212 126H213V125H212ZM212 126H211V127H212ZM229 126H230V123H229ZM18 127H19V126H18ZM18 127H17V128H18ZM25 127H26V126H25ZM39 127H41V126H39ZM43 127H44V126H43ZM51 127H52V126H51ZM55 127H56V126H55ZM83 127L80 126V128H83ZM92 127H93V126H92ZM115 127H116V126H115ZM118 127H119V125H118ZM153 127H154V126H153ZM158 127H159V126H158ZM160 127H161V126H160ZM167 127H166V129H167ZM174 127H175V126H174ZM179 127H178V129H180ZM194 127H195V126H194ZM257 127H258V125H257ZM1 128L3 129L2 126H1ZM26 128H27V127H26ZM30 128H31V127H30ZM30 128H29V131H30L29 133H31V132H32L31 130L33 129V128L30 129ZM44 128H45V127H44ZM44 128H43V129H44ZM52 128H53V130H54V127H52ZM80 128H78V129H80ZM88 128H89V127H88ZM88 128L86 127V128H84V129L86 130V129H88ZM90 128H91V126H90ZM93 128H94V127H93ZM97 128H98V127H96V130H97ZM99 128H100V127H99ZM99 128H98V129H99ZM149 128H150V127H149ZM156 128H157V127H156ZM156 128H154V129H156ZM163 128H164V127H163ZM163 128H162V130H163ZM181 128H182V127H181ZM183 128H184V127H183ZM208 128H209V127H208ZM208 128H206V129H208ZM231 128H232V126H231ZM6 129H7V128H6ZM37 129H38V128H37ZM40 129H42V128H40ZM78 129L75 130L76 134H77V131H78V132H81V131H82V129H81L80 131H79ZM84 129H83V131L85 132ZM91 129H92V128H91ZM94 129H95V128H94ZM101 129H102V128H101ZM101 129H99V131H100ZM116 129H117V128H116ZM116 129H115V130H116ZM135 129H136V128H135ZM157 129H158V128H157ZM157 129H156V130H157ZM168 129H167V130H168ZM178 129H177V130H178ZM206 129H205V130H206ZM227 129H228V127H227ZM235 129H236V128H235ZM242 129H243V128H242ZM260 129H261V128H260ZM0 130H1V129H0ZM18 130H19V129H18ZM23 130H25V132H26V129H25V128H21L22 134H25V133H23V132H24ZM63 130H64V129H63ZM88 130H89V129H88ZM88 130H86V131H88ZM96 130H95V131H96ZM111 130H112V127H111ZM132 130H133V129H132ZM147 130H148V129H147ZM149 130L152 131V128L149 129ZM149 130H148V132H149ZM156 130L154 131L155 134H156V132H158V131H156ZM158 130H159V132H160V129H158ZM170 130H172V129H170ZM173 130H174V129H173ZM184 130H185V129H184ZM209 130H210V128L208 129V131H209ZM245 130L247 131V129H245ZM9 131H10V130H9ZM13 131H14V130H13ZM40 131H41V130H40ZM49 131H50V130H49ZM51 131H52V130H51ZM66 131H67V130H66ZM95 131H94V132H95ZM99 131H96V132H99ZM103 131H104V130H101L100 133H99V135H102L103 133L101 134V132H103ZM139 131H140V130H139ZM145 131H146V130H145ZM165 131H166V130H165ZM178 131H179V130H178ZM181 131H182V129H180V131H179L180 134H181ZM206 131H207V130H206ZM18 132H19V131H18ZM18 132H17V133H18ZM27 132H28V131H27ZM41 132H42V131H41ZM44 132H46V131L44 130ZM59 132H60V131H59ZM59 132H57V133L59 134ZM96 132L93 133V131H92L91 134H92V133H93V134H92V135H89V136L91 137V140H94L93 142H95V143H97V142L100 140V138L98 137V141H97V142L95 141L96 139H95L94 137H95ZM132 132H138V130H137V131H132ZM148 132H147V133H148ZM167 132H168V131H167ZM196 132H197V131H196ZM235 132H237V131H235ZM238 132H239V131H238ZM242 132H243V131H242ZM257 132H258V131H257ZM32 133H34V132H32ZM38 133H39V130H38ZM85 133H86V132H85ZM85 133H84V134H85ZM104 133H105V132H104ZM108 133H109V132H108ZM149 133H150V132H149ZM149 133L147 134V136L149 137V140H153V139H151V138H155L156 136H155V137H152V135L154 134V133L152 132L153 134H150V136H151V137H150V136H149ZM165 133H166V132H165ZM168 133H169V132H168ZM172 133L174 134V133H176V132H172ZM179 133L177 132V134H179ZM182 133H183V132H182ZM206 133H207V132H206ZM206 133H204L203 136H205ZM225 133H226V135H227L228 131L226 130ZM13 134H14V133H13ZM19 134H21V133H19ZM19 134H18V135H19ZM36 134H37V133H36ZM36 134H35V135L33 134V135L36 137ZM86 134H87V133H86ZM130 134H131V132H130ZM135 134H136V133H135ZM137 134H138V133H137ZM145 134H146V133H145L144 130H143V135H145ZM155 134H154V135H155ZM157 134H158V133H157ZM157 134H156V135H157ZM173 134H172V135H173ZM177 134H176V135H177ZM180 134H179V137H180ZM39 135L41 136V133H40ZM51 135H52V134H51ZM71 135H72V134H71ZM93 135H94V136H93ZM111 135H112V134H111ZM143 135H141V137H142ZM154 135H153V136H154ZM160 135H161V134H160ZM162 135H163V134H162ZM162 135H161V136H162ZM165 135H168V134H165ZM174 135H175V134H174ZM183 135H184V134H183ZM192 135H193V134H192ZM23 136H24V135H23ZM23 136H19V139H16V138H15L16 135H15L14 139H16L18 142H19V140H20L21 143H22V142H24V141H23V138H22V140H21L20 138L23 137ZM29 136H31V135H29ZM29 136L27 135V138H28ZM34 136H33V137H34ZM62 136H65V135L62 133ZM86 136H87V135H86ZM89 136H88V138H90ZM92 136H93V137H92ZM96 136H97V134H96ZM102 136H103V135H102ZM123 136H124V135H123ZM125 136H126V135H125ZM128 136H129V135H128ZM131 136H133V135L131 134ZM134 136L136 137V135H134ZM139 136H140V134H139ZM139 136H138V137H139ZM145 136H146V135H145ZM147 136H146V138H147ZM158 136H159V135H158ZM158 136H157L156 138H158ZM184 136H185V135H184ZM190 136H191V135H190ZM206 136H207V135H206ZM237 136H238V135H237ZM11 137H12V136H11ZM17 137H18V136H17ZM31 137H32V136H31ZM31 137H30V138H31ZM35 137H34V138H35ZM58 137H59V135H58L56 138H58ZM69 137H70V136H69ZM69 137H68V138H65V139H69ZM104 137H105V136H104ZM135 137H134V138H135ZM159 137H160V136H159ZM163 137L165 138L166 136L163 135ZM175 137H176V139H177L178 135L175 136ZM181 137H182V136H181ZM187 137H188V136H187ZM12 138H13V137H12ZM37 138L39 139V137H37ZM44 138H45V137H44ZM56 138H55V139H56ZM70 138H71V137H70ZM86 138H87V137H86ZM93 138H94V139H93ZM118 138H120V137H118ZM128 138H129V137H128ZM128 138H127V139H128ZM202 138H203V137H202ZM202 138H201V139H202ZM224 138H225V135L223 136V140H224ZM238 138H239V137H238ZM251 138H252V137H251ZM14 139H13V140H14ZM25 139H26V138H25ZM41 139H43V138L41 137ZM49 139H50V138H49ZM49 139H48V140H49ZM58 139H59V138H58ZM58 139H57V140H58ZM60 139H61V137H60ZM84 139H85V137L83 138V140H84ZM140 139H141V138H140ZM147 139H148V138H147ZM147 139L145 140V137H144V141H145V142L148 141ZM174 139H175V138H174ZM176 139H175V140H176ZM180 139H181V138H180ZM257 139H258V138H257ZM257 139H256V140H257ZM2 140H3V139H2ZM33 140H34V139H33ZM44 140H45V139H43V141H44ZM53 140H54V138H53ZM53 140H52V141H53ZM57 140H56V141H57ZM85 140H87V139H85ZM103 140H104V139H103ZM103 140H102V141H103ZM156 140H157V139H156ZM161 140H162V139H161V137H160V142H161ZM164 140H165V139H164ZM171 140H173V139L171 138ZM181 140H182V139H181ZM203 140H204V139H203ZM221 140H222V139H221ZM251 140H252V139H251ZM3 141H4V140H3ZM30 141L32 142V140H30ZM60 141H63V140H60ZM65 141H66V140H65ZM126 141H127V140H126ZM126 141H125V142H126ZM134 141H135V140H134ZM138 141H139V140H138ZM153 141H155V139H154ZM158 141H159V140H157V142H158ZM199 141H202V140H199ZM199 141H198V142H199ZM235 141H237V139H236ZM262 141H263V140H262ZM13 142H14V141H13ZM13 142H12V144H13ZM33 142H34V141H33ZM37 142H38V141H37ZM45 142H46V141H45ZM57 142H58V141H57ZM63 142H64V141H63ZM85 142H86V141H85ZM88 142H89V140H87V143H88ZM90 142H91V141H90ZM100 142H101V140H100ZM100 142H99V144H100ZM104 142H105V141H104ZM139 142H140V141H139ZM162 142H163V141H162ZM217 142H218V141H217ZM221 142H222V141L219 142V145H221ZM237 142L239 143V141H237ZM21 143H20V144H21ZM35 143H36V142H35ZM95 143H93V144L95 145ZM111 143H112V142H111ZM136 143H137V142H136ZM142 143H143V142H142ZM151 143H152V141L149 142V145H150ZM178 143H179V142H178ZM201 143H202V142H201ZM0 144H3V143L0 142ZM12 144H11V145H12ZM14 144H15V143H14ZM29 144H30V142H29ZM33 144H34V143H33ZM47 144H48V143H47ZM59 144L62 145L61 142H59ZM63 144H64V143H63ZM84 144H86V143H84ZM88 144H89V143H88ZM88 144H87V148H88L89 145H90V144H89V145H88ZM93 144H91V145H93ZM99 144H97V145H99ZM103 144H104V143H103ZM128 144H129V143H128ZM128 144H125L124 146H127ZM154 144H155V143H154ZM162 144H163V143H162ZM176 144H177V143H176ZM234 144H235V143H234ZM21 145H22V144H21ZM23 145H24V144H23ZM25 145H26V144H25ZM42 145L44 146L45 143L42 144ZM42 145L40 146L41 149H42ZM64 145H65V144H64ZM94 145H93V147H94ZM110 145H113V144H110ZM119 145H120V144H119ZM131 145H132V144H131ZM134 145H135V144H134ZM134 145H132V147H133ZM139 145H140V144H139ZM144 145H145V144H144ZM152 145H153V144H152ZM158 145H160L159 148L162 147V146H161V143H160V144L158 143ZM168 145L170 146L171 144H168ZM188 145H189V144H188ZM188 145H187V146H188ZM196 145H197V143H196ZM200 145H201V144H200ZM214 145H215V144H214ZM219 145H217V147H218ZM242 145H243V144H242ZM246 145H247V144H246ZM13 146H15V145H13ZM16 146H18L17 143H16ZM16 146H15V147H16ZM52 146H53V144H52ZM57 146H58V145H57ZM128 146H129V145H128ZM140 146H141V145H140ZM145 146H146V145H145ZM194 146H195V145H194ZM194 146H193V148H194ZM237 146H238V145H237ZM244 146H245V145H244ZM262 146H263V145H262ZM11 147H12V146H11ZM18 147H19V146H18ZM23 147H24V146H23ZM27 147H28V146H27ZM27 147H26V148H27ZM46 147H47V146H45V148H46ZM48 147H50V144H49ZM62 147H63V146H62ZM102 147H103V145H102ZM102 147H101V149H102ZM118 147H120V146H118ZM141 147H142V146H141ZM152 147H153V146H152ZM156 147H157V146H156ZM167 147H168V146H167ZM167 147H165V148H167ZM198 147H199V146H198ZM9 148H10V147H8L9 152H8L7 148H6V150H7L8 153H11V151H10L11 148H10V149H9ZM12 148H13V147H12ZM32 148H33V147H32ZM45 148L43 147V149H45ZM59 148H60V147H59ZM63 148H64V147H63ZM63 148H62V149H63ZM72 148H73V147H72ZM90 148L92 149V146H90ZM98 148H100V147L98 146ZM110 148H111V147H110ZM129 148H130V147H129ZM138 148H140V147H138ZM145 148H146V147H145ZM148 148H149V147H148ZM162 148H163V147H162ZM199 148H200V147H199ZM218 148H219V147H218ZM235 148H237V147H235ZM239 148H240V146H239ZM239 148H238V149H239ZM262 148H263V147H262ZM14 149H15V148H13V149H11V150H14ZM17 149H19V148H17ZM17 149H16V150H17ZM20 149H21V148H20ZM20 149H19V150H20ZM27 149H28V148H27ZM35 149H36V148H34L33 150H35ZM37 149H38V147H37ZM41 149H40V150H41ZM43 149H42V150H43ZM46 149H47V148H46ZM50 149H51V147H50ZM56 149H57V153H58L60 149L58 150V147H57ZM84 149H85V148H84ZM91 149H90V150H91ZM116 149H117V148H116ZM134 149H135V148H134ZM141 149H142V148H141ZM143 149H144V147H143ZM152 149H153V148H152ZM152 149H151V150H152ZM157 149H158V148H157ZM191 149H192V148H191ZM255 149H256V148H255ZM22 150H23V149H22ZM51 150H52V149H51ZM73 150H74V149H73ZM73 150H72V151H73ZM75 150H76V149H75ZM88 150H89V149L85 150V153H86V152L88 153V154L86 153V155H90V153L88 152ZM90 150H89V151H90ZM92 150H93V149H92ZM92 150H91V153L94 152V151L92 152ZM98 150H99V149H98ZM114 150H115V149H114ZM137 150H138V149H137ZM137 150H136V151H137ZM144 150H145V149H144ZM146 150L149 151V149H146ZM153 150H154V149H153ZM153 150H152V151H153ZM170 150H171V149H170ZM173 150H175V149H173ZM183 150H184V149H183ZM200 150H202V149H200ZM232 150H233V149H232ZM250 150H251V149H250ZM259 150H260V149H259ZM1 151H2V150H1ZM3 151H4V150H3ZM24 151H25V150H24ZM36 151H37V150H36ZM48 151H49V150H48ZM48 151H47V152H48ZM52 151H53V150H52ZM52 151H51V152H52ZM55 151H56V150H55ZM80 151H81V150H80ZM102 151H103V150H102ZM148 151H147V154H148ZM154 151H155V150H154ZM156 151H158V150H156ZM156 151H155V153H156ZM160 151H161V150H159V152H160ZM198 151H199V149H198ZM235 151H236V150H235ZM237 151H238V150H237ZM38 152H39V150H38ZM41 152H42V151H41ZM70 152H71V151H70ZM70 152H69V154H72V153H73V152H72V153H70ZM78 152H79V150H78ZM140 152H141V150H140ZM143 152H144V151H143ZM196 152H197V151H196ZM196 152H195V154H196ZM3 153L5 154L6 151L2 152V155H3ZM20 153H21V150H20ZM20 153L18 154V153L16 152V154L19 155V156H20ZM22 153H23V151H22ZM31 153H32V151H31ZM43 153H45V152H43ZM74 153H75V152H74ZM81 153H82V152H81ZM150 153H151V152H150ZM155 153H154V154H155ZM197 153H198V152H197ZM215 153H216V151L214 152V155H215ZM232 153H233V152H232ZM6 154H7V153H6ZM6 154H5V155H6ZM53 154H54V153H53ZM55 154H56V153H55ZM55 154H54V155H55ZM83 154H84V153H83ZM83 154H82V155H83ZM93 154H94V153H93ZM101 154H102V153H101ZM129 154H132V153H129ZM147 154L145 153V155H147ZM157 154H159V153H157ZM160 154H161V153H160ZM168 154H170V153H168ZM173 154H174V152H173ZM189 154H190V153H189ZM2 155H1V156H2ZM5 155H4V156H5ZM7 155H9V154H7ZM7 155H6V156H7ZM12 155H13V154H12ZM22 155H23V154H22ZM25 155L27 156V154H25ZM39 155H41V154L39 153ZM39 155H38V156H39ZM42 155H44V154H42ZM45 155H46V154H45ZM78 155H79V154H78ZM97 155H98V153H97ZM116 155H117V153H116ZM118 155H119V153H118ZM150 155H152V154H150ZM185 155H186V154H185ZM4 156H3V157H4ZM10 156H11V155H10ZM28 156H29V155H28ZM35 156L37 157V153H36ZM48 156H50V155H49V152H48ZM69 156H70V159H71V155H69ZM76 156H77V155H76ZM113 156H114V155H113ZM124 156H125V155H124ZM129 156H130V155H129ZM143 156H144V155H143ZM153 156H154V155H153ZM153 156H152V157H153ZM171 156H173V155L171 154ZM171 156H170V157H171ZM188 156H189V155H188ZM188 156H187V157H188ZM197 156H198V155H197ZM3 157H2V158H3ZM7 157L9 158V156H7ZM21 157L23 158V156H21ZM24 157H25V156H24ZM29 157H30V156H29ZM39 157H40V156H39ZM56 157H57V156H56ZM77 157H78V156H77ZM82 157H83V156H82ZM84 157H85V156H84ZM86 157H87V156H86ZM89 157H90V156H89ZM89 157H88V158H89ZM99 157H100V156H99ZM118 157H119V156H118ZM132 157H133V156H132ZM132 157H131V159H132ZM157 157H158V156H157ZM164 157H165V155H164ZM187 157H186V158H187ZM220 157H221V156H220ZM244 157H245V156H244ZM2 158H1V159H2ZM13 158H15V156H14ZM16 158L18 159V156H17ZM22 158H21V159H22ZM27 158H28V157H26V160H27ZM44 158H45V157H44ZM49 158H50V157H49ZM51 158H52V157H51ZM51 158H50V159H51ZM72 158H74V154L72 155ZM90 158H91V157H90ZM90 158H89L88 160H87V159H86V160L89 161V160H91ZM95 158H97V157H95ZM115 158H117V156H116ZM129 158H130V157H129ZM148 158H150V157H147V156H146L145 159L148 160ZM186 158H185V160H186ZM232 158H233V157H232ZM21 159H20V160H21ZM24 159H25V158H23V160H24ZM35 159H36V158H33V160H35ZM37 159H38V161H36ZM37 159H36L35 161L41 163V162L39 161V158H37ZM40 159H41V158H40ZM52 159H53V158H52ZM78 159H79V157H78ZM78 159H77V161L80 162L81 160H78ZM80 159H81V158H80ZM82 159H83V158H82ZM84 159H85V158H84ZM121 159H123V158H121ZM150 159H151V158H150ZM150 159H149V161L152 160V159H151V160H150ZM157 159H158V158H157ZM163 159H164V158H163ZM163 159H162V160H163ZM171 159H172V158H171ZM213 159H214V158H213ZM241 159H243V158H241ZM2 160H3V159H2ZM12 160H13V159H12ZM14 160H15V159H14ZM18 160H19V159H18ZM20 160H19V162H20ZM30 160H31V158H30ZM45 160H46V159H45ZM86 160H85V161H86ZM92 160H93V159H92ZM97 160H98V158H97ZM101 160H102V159H101ZM101 160H98V161L101 163ZM159 160H160V159H159ZM259 160H260V159H259ZM0 161H1V160H0ZM9 161H10V160H9ZM16 161H17V160H16ZM21 161H22V160H21ZM54 161H55V158H54ZM68 161H70L69 158H68ZM75 161H76V160H75ZM77 161H76V162H77ZM98 161H97V164L99 163ZM114 161H115V160H114ZM118 161H120V160H118ZM149 161H148V162H149ZM157 161H158V160H157ZM157 161H156V162H157ZM238 161H239V160H238ZM241 161H242V160H241ZM4 162H5V161H4ZM36 162H33L32 166H33L34 163H36ZM90 162H91V161H89V165H90ZM93 162H96V160L93 161ZM106 162H107V161H106ZM106 162H105V163H106ZM122 162H123V161H122ZM141 162H142L141 164L144 163L143 161H141ZM145 162H146L147 165H148V162H147L146 160H145ZM179 162H180V161H179ZM184 162H186V161H182V163H181V162H180V163L184 165ZM212 162H213V160H212ZM0 163H1V165H2L3 162H0ZM14 163H15V162H14ZM24 163H26V162H24ZM31 163H32V162H31ZM39 163H38V164H39ZM43 163H44V161H43ZM46 163H48V162H46ZM74 163H75V162H74ZM83 163H85V162H83ZM83 163L80 162L81 165H82ZM110 163H111V162H110ZM132 163H133V162H132ZM136 163H137V162H136ZM149 163H150V162H149ZM154 163H155V160H154ZM169 163H170V162H169ZM237 163H238V162H237ZM244 163H245V162H244ZM244 163H243V166H244ZM249 163H250V162H249ZM10 164H11V163H10ZM12 164H13V163H12ZM38 164H36V165H34V166L36 167V166H38ZM76 164H77V163H76ZM78 164H79V163H78ZM87 164H88V163H87ZM91 164H94V163L91 162ZM102 164H103V163H102ZM112 164H113V163H112ZM126 164H127V163H126ZM134 164H135V163H134ZM171 164H172V163H171ZM178 164H179V163H178ZM212 164H213V163H212ZM238 164H239V163H238ZM245 164H246V163H245ZM3 165H4V164H3ZM6 165H7V164H6ZM23 165H24V164H23ZM29 165H30V164H29ZM48 165H49V163H48ZM51 165H52V164H51ZM51 165H50V166H51ZM68 165H69V164H68ZM70 165H71V164H70ZM83 165H84V164H83ZM89 165H84V166H85L86 168H88V167H90ZM98 165H99V164H98ZM98 165H97V167H96V166H94V167H95V168H98ZM117 165H118V163H117ZM144 165L147 166L145 163H144ZM157 165H158V164H157ZM176 165H177V164H176ZM190 165H191V164H190ZM247 165H249V164H247ZM21 166H22V165H21ZM39 166H42V164H41V165L39 164ZM39 166L36 167V168H39V170H40V167H39ZM43 166H44V165H43ZM50 166H49V167H50ZM52 166H53V165H52ZM73 166H74V164H73ZM76 166H80V165H76ZM92 166H93V165H92ZM133 166H134V165H133ZM133 166H132V167H133ZM141 166H143V165H141ZM141 166H140V164H139L137 167L140 168ZM145 166H143V167H145ZM150 166H151V165H150ZM152 166H153V165H152ZM154 166H155V165H154ZM241 166H242V165H241ZM251 166H252V165H251ZM4 167H7V166H4ZM4 167H2V171H5V176H2V178L0 177V221L3 222L2 219H4V221H5V218H6L7 220L9 219L8 221L10 222V219H11L12 217H14V216L12 215V213L15 212V211H17V210H23V211L25 210L24 212L29 211V212H31L32 215H34L35 217H39V215H42L43 213L46 214V212L44 211V209H47V207L44 208V209H43V207H42V206H43V204H42L43 202H42V201H43L44 198L41 200V205H40V204H38V206L33 205V207H32L31 205H32L33 201L35 200V198H33V197H35V196L32 197L33 200H32V203H31V204H30V203H26L25 201H27V200L29 201V200H30V199H28V197L32 194L31 191H32L33 187H35V186H33V185H36V184H38V185L40 184V185H41V183H44V180L46 181L47 178H49L50 180L55 181V178H52L51 176H49V174H48V175H44V174H42V173H41V175L35 176V175H34V172H33V174L31 175V172L28 173V172L25 170L27 173H24V171H23L24 174L21 173L22 175H20V176H21V180H20L21 183L18 181V183H20V186H19V187L17 186V190H16V192H13V190H7V189H6V188H8V186H9L10 183L8 184V186L5 185L7 182L10 181V180H9L10 177H13V176H12L13 174H11V173H12V172H11L12 170L10 169V170L8 171L9 168H8L7 170H3ZM16 167H17V166H16ZM35 167H32V168H35ZM53 167H54V166H53ZM69 167H70V166H69ZM103 167L105 168V164H104ZM190 167H191V166H190ZM211 167H212V166H211ZM227 167H228V166H227ZM232 167H233V166H232ZM0 168H1V167H0ZM11 168H12V167H11ZM14 168H15V167H14ZM44 168H47V167H44ZM67 168H68V166H67ZM76 168H77V167H76ZM92 168H93V167H92ZM101 168H102V167H101ZM113 168H114V167H113ZM135 168H136V167H135ZM167 168H168V162H167ZM5 169H6V168H5ZM15 169H16V168H15ZM15 169H14V170H15ZM21 169H22V168H21ZM23 169H24V168H23ZM49 169H51V168H49ZM68 169H69V168H68ZM102 169H103V168H102ZM102 169H100V170L102 171ZM117 169H118V168H117ZM127 169H128V168H127ZM131 169H133V168H131ZM142 169H143V171H144V168H142ZM163 169H164V168H163ZM177 169H178V168H177ZM209 169H210V168H209ZM252 169H253V168H252ZM17 170H18V169H17ZM27 170H28V169H27ZM37 170H38V169H37ZM84 170H85V169H84ZM87 170H89V169H87ZM87 170H86L85 172H87ZM93 170H94V169H92V171H93ZM95 170H96V169H95ZM103 170H104V169H103ZM137 170H140V169H137ZM137 170H136V171L134 170V172L137 173ZM156 170H157V169H156ZM2 171H1L0 174H1V175H4V174H2V173H4V172H2ZM21 171H22V170H21ZM21 171H20V172H21ZM29 171H30V170H29ZM31 171H32V170H31ZM33 171H35V170H33ZM44 171H47V170L43 169V172H44ZM73 171H75V170H73ZM80 171H81V170H80ZM89 171H90V170H89ZM113 171H114V170H113ZM127 171H128V170H127ZM141 171H142V170H141ZM146 171H147V170H146ZM149 171H150V169H149ZM149 171H148V172H149ZM151 171H152V170H151ZM163 171H164V170H163ZM166 171H167V170H166ZM174 171H175V170H174ZM221 171H222V170H221ZM224 171H225V170H224ZM15 172H16V171H15ZM17 172H18V171H17ZM47 172H49V171H47ZM67 172H68V171H67ZM98 172H99V174H100V171H98ZM111 172H112V171H111ZM119 172H121V171H119ZM130 172H131V171H130ZM138 172H139V171H138ZM156 172H157V171H156ZM169 172H170V171H169ZM18 173H19V172H18ZM71 173H73V172H71ZM90 173L92 174L93 172H90ZM128 173H129V171H128ZM143 173H144V172H143ZM143 173H142V174H143ZM166 173H167V172H166ZM217 173H218V172H217ZM45 174H46V172H45ZM65 174H66V173H65ZM79 174H80V172H79ZM79 174H78V175H79ZM87 174H89V172H87ZM87 174H86V175H87ZM95 174H96V173L94 172V175H93V176H95ZM118 174H119V173H118ZM121 174H122V173H121ZM142 174H140V175H142ZM148 174H149V173H148ZM148 174H146V175H148ZM250 174H252V173H250ZM51 175H52V174H51ZM81 175H82V174H81ZM101 175H104V172H103V174H101ZM101 175L99 176L100 178L102 177ZM130 175H131V173H130ZM133 175H136V174H133ZM174 175H175V174H174ZM181 175H182V174H181ZM209 175H210V173H209ZM260 175H261V174H260ZM15 176L17 177V174H16ZM20 176H19V177H20ZM62 176H63V175H62ZM67 176H69V175H66L65 178H67ZM93 176H92V178H93ZM96 176L98 177V175H96ZM109 176H110V172H109ZM121 176H122V175H121ZM143 176H144V175H143ZM223 176H224V175H223ZM19 177H18V178H19ZM85 177H86V176H85ZM85 177H84V178H85ZM88 177H89V176H87V178H88ZM99 177H98V178H99ZM113 177H114V176H113ZM123 177H124V175H123ZM131 177H132V176H130L129 178L131 179ZM138 177H139V176H138ZM166 177H167V175H166ZM168 177H169V176H168ZM62 178H63V177H62ZM62 178H61V179H62ZM79 178H80V177H79ZM89 178L91 179V176H90ZM94 178H95V177H94ZM100 178H99V179H100ZM132 178H133V177H132ZM142 178H143V177H142ZM145 178H146V177H145ZM155 178H156V177H155ZM163 178H165V177H163ZM181 178H182V176H181ZM210 178H211V176H210ZM233 178H234V177H233ZM241 178H242V177H241ZM12 179H15V177H14V178H11V180H12ZM43 179H44V180H43ZM49 179H47V180H49ZM76 179H77V178H76ZM95 179H96V178H95ZM176 179H177V178H176ZM176 179H175V180H176ZM178 179H179V178H178ZM208 179H209V178H208ZM234 179H235V178H234ZM234 179H232V180H234ZM238 179H239V178H238ZM8 180H9V181H8ZM50 180H49V181H50ZM84 180H85V179H84ZM84 180H83V181H84ZM92 180H94V179H92ZM108 180H109V177H108ZM136 180H138V179H136ZM139 180H140V179H139ZM162 180H163V179H162ZM170 180H171V178H170ZM181 180H182V179H181ZM212 180L214 181V179H212ZM59 181H60V180H59ZM63 181H64V180H63ZM66 181H67V180H66ZM131 181H132V180H131ZM172 181H173V183H174V180H172ZM213 181H212V183H213ZM10 182H11V181H10ZM57 182H58V180H57ZM73 182H74V181H73ZM88 182H89V181H88ZM93 182H94V181H93ZM95 182H96V180H95ZM98 182H99V181H98ZM129 182H130V181H129ZM139 182H140V181H138V183H139ZM145 182H146V181H145ZM194 182H195V181H194ZM242 182H243V181H242ZM14 183H15V182H13V184H11V186L14 185ZM51 183H53V182H52V181L49 182V184H51ZM59 183H60V182H59ZM64 183H66V182H64ZM80 183H81V182H80ZM100 183H101V182H100ZM108 183H109V182H108ZM133 183H134V182H133ZM141 183H142V182H141ZM143 183H144V181H143ZM155 183H156V182H155ZM155 183H153V184H155ZM171 183H172V182H171ZM229 183H231V182H229ZM46 184H47V182H46ZM53 184H54V183H53ZM74 184H75V183H74ZM77 184H78V183H77ZM85 184H86V183H85ZM104 184H106V183H104ZM167 184H168V183H167ZM167 184H166V185H167ZM209 184H210V183H209ZM231 184H232V183H231ZM244 184H245V182H244ZM262 184H263V183H262ZM15 185H18V184L15 183ZM15 185H14L13 187H15ZM38 185H37V187H38ZM43 185H45V183H44ZM43 185H41V186H43ZM55 185H56V184H55ZM55 185H54V186H55ZM62 185H63V184H62V180H61V186H62ZM94 185H95V184H94ZM108 185H109V184H108ZM118 185H119V184H118ZM137 185H138V184H137ZM140 185H141V184H140ZM158 185L160 186V184H158ZM177 185H178V183H177ZM211 185H212V184H211ZM6 186H7V187H6ZM46 186H47V185H46ZM50 186H51V185H50ZM64 186H65V185H64ZM67 186H68V185H67ZM88 186H89V184H88ZM102 186H103V185H102ZM120 186H121V185H120ZM122 186H123V185H122ZM135 186H136V185H135ZM170 186H171V185H170ZM170 186H169V187H170ZM173 186H175V185H173ZM179 186H180V185H179ZM230 186H231V185H230ZM258 186H259V185H258ZM44 187H45V186H44ZM51 187H52V186H51ZM57 187L59 188V186H57ZM97 187H98V186H97ZM212 187H213V186H212ZM219 187H220V186H219ZM10 188L12 189V187H10ZM10 188H9V189H10ZM18 188H19V190H18ZM48 188H49V186H48ZM109 188H110V185H109ZM134 188H135V187H134ZM171 188H172V187H171ZM177 188H178V187H177ZM209 188H211V187H209ZM253 188H254V187H253ZM262 188H263V187H262ZM38 189H40V188H38ZM38 189H37V190H38ZM44 189H45V188L42 189V187H41V190H44ZM52 189H53V187H52ZM54 189H55V187H54ZM59 189H60V188H59ZM59 189H58V190H59ZM63 189H64V188H63ZM69 189H70V188H68V191H70ZM93 189H95V187H94ZM144 189H145V187H144ZM161 189H162V187H161ZM167 189H168V188H167ZM167 189H166V191H167ZM225 189H226V188H225ZM34 190H35V189H34ZM37 190H36V193H37V195H39V193L37 192ZM49 190H50V188H49ZM56 190H57V188H56ZM56 190H51V191L53 192V191H56ZM117 190H118V189H117ZM122 190H123V189H122ZM135 190H136V188H135ZM150 190H151V189H150ZM211 190H212V189H211ZM211 190H210V191H211ZM229 190H230V189H229ZM38 191H39V190H38ZM47 191H48V190H47ZM59 191H60V190H59ZM62 191H63V190H62ZM62 191H61V192H62ZM68 191H67V192H68ZM95 191H96V189H95ZM97 191H98V190H97ZM140 191H141V190H140ZM208 191H209V190H208ZM252 191H253V190H252ZM39 192H40V191H39ZM43 192H44V191H43ZM43 192H41V193H43ZM48 192H49V191H48ZM121 192L123 193L124 191H121ZM126 192H127V191H126ZM151 192H152V191H151ZM14 193H15V194H14ZM16 193H17V195L19 194L20 197H22V196H24V198L26 197L27 200L25 199V201H24V200L22 199V200H23V201H22V200H20V199H18V198H15V197H16V196H15ZM36 193H35V195H36ZM49 193H50V192H49ZM93 193H95V192H93ZM96 193H97V192H96ZM96 193H95V195L93 194L92 196H96V195H97ZM137 193H138V192H136V194H137ZM20 194H21V195H20ZM43 194H44V193H43ZM53 194H55V193H53ZM120 194H121V193H120ZM123 194H124V193H123ZM123 194H121V195H123ZM131 194H132V193H131ZM161 194H162V193H161ZM205 194H206V193H205ZM33 195H34V192H33ZM37 195H36V196H37ZM61 195H62V194H61ZM141 195H142V192H141ZM164 195H165V194H164ZM223 195H224V194H223ZM31 196H32V195H31ZM44 196H45V194H44ZM52 196H53V195H52ZM88 196H89V195H88ZM109 196H110V195H109ZM118 196H119V195H118ZM118 196H117V197H118ZM132 196H133V195H132ZM132 196H131V198H133ZM159 196H160V194H159ZM165 196H166V195H165ZM165 196H164V197H165ZM203 196H204V195H203ZM261 196H262V195H261ZM20 197H19V198H20ZM47 197H48V196H47ZM64 197H65V196H64ZM79 197H80V196H79ZM117 197H116L115 194H114L112 197H110V199H111V200H110V205H112V206H116V202L118 203L119 200H120V199L118 200ZM136 197H137V196H136ZM164 197H163V199H164ZM172 197H173V196H172ZM207 197H208V196H207ZM29 198H31V197H29ZM32 198H31V199H32ZM70 198H71V197H70ZM84 198H85V197H84ZM95 198H96V197H95ZM116 198H117V199H116ZM134 198H135V197H134ZM143 198H144V197H143ZM37 199H38V198H37ZM51 199H52V198H51ZM59 199H60V198H59ZM93 199H94V198H93ZM149 199H151V198H149ZM180 199H181V198H180ZM205 199H206V198H205ZM248 199H249V197H248ZM49 200H50V197H49ZM57 200H58V199H57ZM57 200H56V201H57ZM75 200H76V199H75ZM83 200H84V199H83ZM85 200H86V199H85ZM96 200H97V199H96ZM108 200H109V198H108ZM117 200H118V201H117ZM132 200H133V199H132ZM171 200H172V199H171ZM28 201H27V202H28ZM30 201H31V200H30ZM44 201H45V200H44ZM70 201H71V200H70ZM113 201H114V202H113ZM128 201H129V200H128ZM135 201H136V200H135ZM149 201H150V200H149ZM203 201H204V200H203ZM257 201H258V199H257ZM37 202H39V201H37ZM37 202H36V203H37ZM45 202H46V201H45ZM74 202H75V201H74ZM83 202H84V201H83ZM208 202H209V201H208ZM216 202H217V201H216ZM36 203H35V204H36ZM39 203H40V202H39ZM106 203L108 204V202H106ZM106 203H105V204H106ZM127 203H128V202H127ZM138 203H139V201H138ZM213 203H214V201H213ZM263 203H264V201H263ZM74 204H75L74 206H76V203H74ZM88 204H89V203H88ZM107 204H106V205H107ZM146 204H147V203H146ZM178 204H179V203H178ZM214 204H215V203H214ZM244 204H245V203H244ZM261 204H262V203H261ZM44 205H46V204H44ZM53 205H54V204H53ZM88 206H89V205H88ZM90 206L92 207L93 205H90ZM103 206H105V205H103ZM103 206H102V207H103ZM107 206H108V205H107ZM134 206H136V205H134ZM53 207H54V206H53ZM83 207H86V206H83ZM91 207H90V208H91ZM102 207H101V208H102ZM80 208H82V207H80ZM101 208H100V209H101ZM104 208H105V207H104ZM162 208H163V207H162ZM106 209H107V208H106ZM106 209H105V210H106ZM158 209H159V208H158ZM257 209H258V208H257ZM53 210H54V209H53ZM74 210H75V209H74ZM74 210H73V211H74ZM84 210H85V208L83 209V212H84ZM90 210H91V209H90ZM90 210H89L90 214H89L88 217L91 218V216H92V215H91V214H92L91 211H92L93 209H92L91 211H90ZM113 210H114V208H113ZM138 210H139V209H138ZM161 210H163V209H161ZM253 210H254V209H253ZM49 211H50V209H49ZM49 211H47V212H49ZM76 211H77V210H76ZM86 211H87V210H86ZM142 211L144 212V210H142ZM142 211H141V212H142ZM197 211H199V209H198ZM261 211H262V210H261ZM263 211H264V209H263ZM78 212H79V211H78ZM83 212H82V213H83ZM100 212H101V211H100ZM102 212H103V210H102ZM161 212H162V211H161ZM259 212H260V211H259ZM27 213H28V212H27ZM31 213H29V214H31ZM113 213H115V212L113 211ZM113 213H112V214H113ZM133 213H134V212H133ZM136 213H137V212H136ZM136 213H135L134 219L137 218V220H138V216H139V215L136 216ZM144 213H145V212H144ZM159 213H160V211H159ZM207 213H208V212H207ZM210 213H211V212H210ZM261 213H262V212H261ZM10 214H11L12 216H11ZM13 214H14V213H13ZM29 214H28V215H29ZM49 214H50V215L48 216L49 219H45V220H43L42 222L40 221V224L43 226V228L45 227V228L48 230V231H46L48 235H46V234L43 232L44 235L47 236V237H45V236L42 234L41 231H43V230H41V231H37V232H31V234H29V237H28L27 239L25 238V240L23 241V242L26 243V244L23 246V248H24L25 250L30 249L29 247H30L31 245H37V246L40 248L39 250L41 251V253L38 255V257H39V258L41 257L42 260L45 259L46 262H50V263H52V264H56V263H58V262L60 261V257H59L60 252H64L65 250H69V249H70V252H69V253H71V252H72L71 250H77V249H78V248H77L76 246H74V245H73V246H68V245L66 246V245L63 244L64 242H61L60 240H59V241H60V244H59L58 242H56V241H55L56 238L59 237L60 235L65 236V237H64L65 239H67V238H68V239H71L72 237H74V238L77 237V235H79V234H81V233L83 234V235H82L83 237H84V236L86 237L87 235H89V236H90V235H91V236L93 235V236H94V234H98V233H100V235L103 236L104 238H106L108 242H109V241H111V242L113 241L112 243H114V242H115V243H119V242H120V243H122V244H127V243H128L127 240H126V241H127V242H126V241H124L125 239H124V240H123V238L121 239V237H125V238H126L125 235L123 236L122 234H121V235L117 234V233H119V232H117L116 234H113L112 232H109V231H107L106 229L104 230V229H102V228H99L98 225H96V224H92V222H90V221H91L90 218H89V219H82L81 217H80L79 219H78V218H74V216L71 215V213L69 212V206H68V205L65 207V204H62V205L60 206L59 210L56 209V211H50ZM84 214H85V213H84ZM84 214H83V215H84ZM98 214H99V213H98ZM137 214H138V213H137ZM197 214H198V212H197ZM197 214L195 213L196 216H197ZM211 214H213V213H211ZM233 214H234V212H233ZM6 215H7V216H6ZM18 215H19V214H18ZM28 215H27V216H28ZM78 215H79V214H78ZM107 215H108V214H107ZM113 215H114V214H113ZM195 215H194V216H195ZM213 215H214V214H213ZM231 215H232V214H231ZM251 215H252V214H251ZM260 215H261V214H260ZM34 216H33V217H34ZM162 216H163V214H162ZM30 217H31V215H30ZM111 217H112V215H111ZM83 218H84V216H83ZM86 218H87V216H86ZM141 218H142V216H141ZM195 218H196V217H195ZM213 218H214V217H213ZM216 218H217V217H216ZM256 218H257V217H256ZM263 218H264V216H263ZM21 219H22V218H21ZM34 219H36V218H34ZM132 219H133V217H132ZM134 219H133V220H134ZM161 219H162V218H161V216H160V220H161ZM218 219H219V218H218ZM260 219H262V218H260ZM12 220H14V218H13ZM22 220H23V219H22ZM24 220H25V219H24ZM258 220H259V217H258ZM14 221H15V220H14ZM130 221H131V220H130ZM255 221H256V220H254V222H255ZM5 222H6V221H5ZM12 222H13V221H12ZM15 222H16V221H15ZM18 222H19V221H18ZM37 222H38V219H37ZM108 222H109V220H108ZM108 222H107V223H108ZM118 222H119V221H118ZM158 222L160 223V221H158ZM256 222H257V221H256ZM3 223H4V222H3ZM105 223H106V222H105ZM212 223H213V221H212ZM237 223H238V222H237ZM13 224H15V223H13ZM124 224H126V222H125ZM131 224H133V223H131ZM136 224H137V223H136ZM184 224H185V223H184ZM186 224H187V223H186ZM259 224H261V222H260ZM9 225H10V224H9ZM30 225H32V226L34 227V226H35V221L32 222V223H30V222L27 221V220L22 221V223L20 224V228H21V230H22V229L27 230V229H30ZM104 225H105V224H104ZM122 225H123V224H122ZM129 225H130V223H129ZM129 225H128V226H129ZM157 225H158V223H157ZM160 225H161V224H160ZM231 225H232V224H230V226H231ZM237 225H239V224H237ZM0 226H1V225H0ZM4 226H5V225H4ZM10 226L12 227V225H10ZM16 226H18V225H16ZM102 226H103V225H102ZM133 226H134V225H133ZM158 226H159V225H158ZM191 226H193V223H192ZM255 226H257V228H258V225H255ZM2 227H3V225H2ZM117 227H118V226H117ZM130 227L132 228V225H130ZM134 227H136V226H134ZM139 227H140V226H139ZM156 227H157V226H156ZM156 227H155V228H156ZM163 227H164V226H163ZM187 227L189 228L190 226H187ZM239 227H240V226H239ZM0 228H1V227H0ZM20 228H19L18 230H20ZM70 228H71V229H70ZM124 228H125V227H124ZM124 228H123V229H124ZM128 228H129V227H128ZM183 228H184V227H183ZM190 228H191V227H190ZM190 228L188 229V231L190 230ZM210 228H211V227H209V229H210ZM246 228H247V227H246ZM259 228H260V226H259ZM7 229H8V228H7ZM167 229H169V228H167ZM205 229H206V228H205ZM209 229H208V231H209ZM1 230H2V229H1ZM18 230H17V232H18ZM124 230H126V229H124ZM170 230H171V229H170ZM245 230H246V229H245ZM245 230H244V231H245ZM27 231H28V230H27ZM110 231H111V230H110ZM155 231H156V230H155ZM198 231H199V230H198ZM220 231H221V230H220ZM241 231H242V230H241ZM258 231H260V230H258ZM258 231H257V232H258ZM12 232H13V230H12ZM21 232H22V231H21ZM21 232H20V233H21ZM71 232H72V233H71ZM130 232H131V231L129 230V231H128V235H129ZM157 232H158V231H157ZM174 232H175V231H174ZM186 232H187V231H186ZM24 233H26V231H24V232L21 233V234H24ZM78 233H79V234H78ZM123 233H124V232H123ZM179 233H180V232H179ZM188 233H189V232H188ZM217 233H219V232H217ZM242 233H243V232H242ZM253 233H254V232H253ZM21 234H20V236H21ZM57 234H58V235H57ZM124 234H125V233H124ZM166 234H167V233H166ZM194 234H195V233H194ZM255 234H256V231H255ZM13 235H15V231H14ZM16 235H17V234H16ZM24 235H25V234H24ZM24 235H22V236H24ZM131 235H132V234H131ZM150 235H151V234H150ZM167 235H168V234H167ZM187 235H189V234H187ZM196 235H197V234H196ZM258 235H259V234H258ZM91 236H90V237H91ZM118 236H120V237H119L120 239H118ZM191 236H192V235H190L189 238H190ZM250 236H251V235H250ZM254 236H255V235H254ZM260 236H261V235H260ZM85 237H84V239H85ZM155 237H156V236H155ZM227 237H228V236H227ZM233 237H234V236H233ZM262 237H263V235H262ZM0 238H2V237H0ZM4 238H5V237H4ZM11 238H12V237H11ZM16 238H17V237H16ZM16 238H15V239H16ZM189 238H188V239H189ZM191 238H192V237H191ZM191 238H190V240H191ZM253 238H254V237H253ZM260 238H261V237H260ZM263 238H264V237H263ZM59 239H61V238H59ZM68 239H67V240H68ZM81 239H82V238H81ZM86 239H87V238H86ZM194 239H195V238H194ZM196 239H197V238H196ZM237 239H238V238H237ZM250 239H251V238H250ZM45 240L52 241V242H53V245L48 244L47 241H45ZM61 240H62V239H61ZM87 240H89V238H88ZM87 240H86V241H87ZM154 240H155V239H154ZM190 240H189V241H190ZM62 241H63V240H62ZM65 241H66V240H65ZM74 241H75V240H74ZM129 241H131V240H129ZM187 241H188V240H187ZM244 241H245V240H244ZM228 242H229V241H228ZM239 242H240V241H239ZM246 242H247V241H246ZM256 242H257V237H256ZM61 243H62V244H61ZM86 243H87V242H86ZM106 243H107V242H106ZM109 243H110V242H109ZM112 243H111V245H113ZM129 243H131V242H129ZM143 243H144V242H143ZM217 243H218V242H217ZM217 243H216V244H217ZM236 243H237V242H236ZM236 243H235V244H236ZM254 243H255V242H254ZM254 243H253V244H254ZM259 243H260V242H259ZM22 244H23V243H22ZM175 244H176V243H175ZM231 244H232V243H231ZM235 244H234V245H235ZM256 244H257V243H255L254 245H256ZM263 244H264V243H263ZM14 245H16V244H14ZM77 245H78V244H77ZM114 245H115V244H114ZM143 245H144V244H143ZM154 245H155V244H154ZM227 245H228V244L226 243V247H227ZM234 245H232V246H234ZM261 245H262V244H261ZM93 246H94V245H93ZM105 246H106V244H105ZM109 246H110V245H109ZM109 246H107L108 249L110 248ZM116 246H117V244H116ZM118 246H119V245H118ZM120 246H121V245H120ZM192 246H193V245H192ZM235 246H237V244H236ZM235 246H234V247H235ZM245 246H246V245H245ZM16 247H17V248H20V247L22 248V245H16ZM79 247H82V246L80 245ZM103 247H104V246H103ZM141 247H142V246H141ZM144 247H146V246H144ZM148 247H149V246H148ZM152 247H154V246H152ZM152 247H151V248H152ZM193 247H196V246H193ZM213 247H214V246H213ZM213 247H212V248H213ZM234 247H233V249H234ZM256 247H257V246H256ZM137 248H138V247H137ZM212 248H211V249H212ZM230 248H231V247H230ZM230 248H229V249H230ZM15 249H16V248H15ZM108 249H107V250H108ZM110 249H111V248H110ZM114 249H115V247H114ZM152 249H153V248H152ZM193 249H194V248H193ZM195 249H196V248H195ZM213 249H214V248H213ZM231 249H232V248H231ZM241 249H242V248H241ZM262 249H264V247H263ZM80 250H82V249H80ZM86 250H87V249H86ZM91 250H92V248H91ZM115 250H117V249H115ZM145 250H147V249H145ZM182 250H184V249H182ZM225 250H226V249H225ZM250 250H251V249H250ZM252 250H253V249H252ZM93 251H94V250H93ZM108 251H109V253H110V250H108ZM112 251H114V250H112ZM148 251H149V249H148ZM148 251H147V253H148ZM154 251H156V250H154ZM209 251H211V250H209ZM227 251H228V249L226 250V252H227ZM78 252H79V251H77V253H75V255L78 254ZM81 252H82V251H80V254H82ZM96 252H97V251H96ZM102 252H104V251L102 250ZM114 252H115V251H114ZM114 252H111L112 255L114 254ZM149 252H150V251H149ZM181 252H182V251H181ZM228 252H230V250H229ZM0 253H2V252L0 251ZM94 253H95V252H94ZM98 253H99V256H100V254H104V253H101V252H100V248H99ZM105 253L107 254L108 252H106V250H105ZM109 253H108V254H109ZM111 253H110V254H111ZM158 253H160V252H158ZM201 253H202V252H201ZM211 253H212V251H211ZM211 253H210V254H211ZM252 253H253V252H252ZM255 253H256V252H255ZM149 254H150V253H149ZM152 254H153V253H152ZM226 254H228V253H226ZM253 254H254V253H253ZM69 255H70V254H69ZM84 255H85V254H84ZM94 255H95V254H94ZM94 255H93V256H94ZM96 255H97V253H96ZM159 255H160V254H159ZM161 255L163 256L162 253H161ZM207 255H209V254H207ZM211 255H212V254H211ZM250 255H251V252H250ZM5 256H6V255H5ZM76 256H77V255H76ZM78 256H79V258H81V257H80L81 255H78ZM106 256H107V255H106ZM150 256H151V255H150ZM170 256H171V255H170ZM236 256H237V255H236ZM94 257H95V256H94ZM94 257H93V258H94ZM115 257H116V256H115ZM122 257H123V256H122ZM165 257H166V256H165ZM167 257H168V256H167ZM176 257H177V256H176ZM178 257H179V256H178ZM225 257H226V256H225ZM75 258H77V257H75ZM82 258H83V257H82ZM96 258H97V257H96ZM99 258H100V257H99ZM103 258H105V257L103 256ZM120 258H121V257H120ZM126 258H127V257H126ZM126 258H125V260H126ZM204 258H205V257H204ZM207 258H208V257H207ZM248 258H249V257H247V259H248ZM63 259H64V258H63ZM97 259H98V258H97ZM97 259H96V261H97ZM101 259H102V256H101ZM114 259H116V258H114ZM121 259H123V258H121ZM166 259H167V258H166ZM168 259H169V258H168ZM178 259H179V258H178ZM247 259H246V260H247ZM36 260H37V259H36ZM79 260L82 261V259H79ZM93 260H95V259H93ZM99 260H100V259H99ZM148 260H149V258H148ZM172 260H174V259H172ZM232 260H233V258H232ZM91 261H92V259L90 260V262H91ZM105 261H106V260H105ZM113 261H115V260H113ZM119 261H120V260H119ZM122 261H123V260H122ZM122 261H121V262H122ZM130 261H131V260H130ZM222 261L224 262V259H223ZM261 261H262V260H261ZM0 262H1V261H0ZM82 262H83V261H82ZM92 262H93V261H92ZM99 262H100V261H99ZM109 262H110V261H109ZM124 262H125V261H124ZM128 262H129V261H128ZM128 262H127V263H128ZM131 262H132V261H131ZM164 262H165V261H164ZM168 262H169V261H168ZM174 262H175V261H174ZM177 262H178V260H177ZM177 262H175V263H177ZM83 263H84V262H83ZM87 263H88V262H87ZM105 263H107V262H105ZM112 263H114V262H112ZM119 263H120V262H119ZM122 263H123V262H122ZM122 263H121V264H122ZM129 263H130V262H129ZM188 263H189V262H188ZM7 264H8V263H7ZM81 264H82V263H81ZM89 264H90V263H89ZM91 264H92V263H91ZM93 264H94V263H93ZM101 264H102V263H101ZM109 264H110V263H109ZM131 264H134V263H131ZM178 264H179V263H178ZM226 264H227V263H226Z\"/></svg>", "mask_w": 264, "mask_h": 264}]
</instances>
